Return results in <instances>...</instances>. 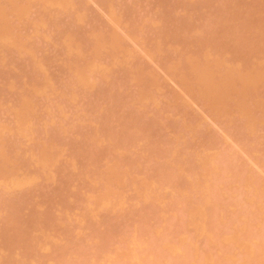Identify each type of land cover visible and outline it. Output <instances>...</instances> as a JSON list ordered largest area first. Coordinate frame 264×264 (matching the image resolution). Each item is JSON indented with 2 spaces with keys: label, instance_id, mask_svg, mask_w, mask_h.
<instances>
[{
  "label": "rangeland",
  "instance_id": "374dc122",
  "mask_svg": "<svg viewBox=\"0 0 264 264\" xmlns=\"http://www.w3.org/2000/svg\"><path fill=\"white\" fill-rule=\"evenodd\" d=\"M7 1H9V0H7ZM7 1H6V3L3 1L4 5L7 4ZM13 1H15L20 7L25 5L24 8H26L28 6L26 4L29 3V1L27 3V2H25V0H17V1L13 0ZM22 1H24V2L22 3ZM38 1H40V3ZM62 1H63V4L66 3V5H63L64 10H62L63 8L61 9V5H62L61 2ZM62 1L61 0L60 1L57 0V2L56 1L54 2V0H53V2L51 0L46 1L45 5L46 6L48 5L47 6L48 9H47L46 6L44 7L41 5V4H44V3H42L43 2L42 0H30V2H32V3H30L31 5L28 7L29 9L26 8L24 10L25 13L27 11H28V13H26L25 15L20 13L22 16L18 14L17 16H19V17L21 16L20 18H18L15 13L13 14V11H11V12L9 11V12L12 13L14 15V17L12 14L8 13V16H9L8 18L10 19L8 21H9L10 26L14 30V31L12 30L14 35L15 34L21 35L22 38L20 40L23 39L24 44H26L27 46L26 45L25 46L20 45L18 42H14V43H16L18 48L20 47L22 49L24 46L22 51L20 50V48L17 49V48H13L10 46L7 47V45L10 42V40L9 41L7 40L8 44L5 45L6 46V47H4L5 50L3 49L0 51V99H1L0 100V144L3 145V148L5 147V149L3 151L9 149V151L7 150L6 152L10 156H13V158L10 157V159H12L11 162L13 164L11 166L12 170L10 172H8L6 175H8V174L10 175V173L13 172V173H11V176H12V174L15 173L14 176H12L11 179L7 182H6V180H4L6 177L4 178V176H3L5 174H0V187L2 186L1 184L5 185V187H3L4 186L3 185L0 188L1 191L5 192L4 193L5 198H4V197H2L3 193L0 191V194L2 195V196L0 195V215L2 216V217L0 216V219H1L0 220V229H1L0 232L3 233V231L5 232L6 230H8V231H6L7 234L10 231L11 234L15 235L17 233V232L15 233V230H16L15 228H17L15 226H17V225H19L21 228L22 227L24 228L27 226L29 227L30 223H31L30 226L31 225L33 226L32 223L37 222L36 225L37 226L39 225V226L37 227L35 225L36 227L35 226L30 227L31 230L28 227L26 228L27 231L29 229L28 232L30 233V235L27 234V236L29 235V237H27L26 233H28V232H26V230H25L24 236L28 240L31 237L32 240H29L30 242L29 241L25 242V244H24V242H22L23 244L19 243L22 246V248L24 247V249H22L21 247H18L20 245L16 243L17 239H15L16 240L15 243L18 245V246H16L17 249L15 248L16 250L14 248L10 247L13 245L10 244V246H8L9 241H7L6 233L5 234L0 233V235L5 239V241H7V245H6V243H2V241L4 239L2 240V237L0 236V238H1L0 239V246L1 245L4 246V248H3V246H1L2 248L0 247V252H2L1 253L2 256L0 255V260H2V261L0 263L1 264L2 263L10 264V262H11L12 264L13 263L14 264H22V263H20V258H22L21 262H23V264L24 263L25 264H35V262H36V264L37 263L38 264H42V263L43 264H55L54 261L57 262L56 264H67V263L68 264H70V263L71 264H73V263L74 264H85V263L86 264H99V263L100 264H115L114 261H117L116 264H118V263L119 264H264V205H263L264 204V103H263L264 102V98H263L264 97V30H263L264 25H262V24H264V0H187V1L186 0H173V1H171V0H163V1H161V0H115V1L114 0H74L73 3H72V0H69L70 2L67 0H66L67 2L65 0H62ZM75 1H77V2H75ZM80 1H82V2H80ZM182 1H184L186 3H184V2L182 3ZM20 3H22V5ZM79 3H81V4H79ZM170 3L175 7L174 8L175 11H173V6ZM193 3H194V5H193ZM200 3H201V5H200ZM233 3H235V4H233ZM8 4H11V3H8ZM12 4H13V2H12ZM162 4H163V6H162ZM166 4L167 5L169 4V6H167ZM76 5L78 6V8H80L79 10H78ZM170 5L172 6V8ZM184 5H186V6L188 5V6L185 7ZM55 6H57V8ZM84 6H86L87 8ZM207 6H208V9H207ZM238 6H240V7L238 8ZM11 7L12 6L9 7V5H8L7 8L9 10H11L10 9ZM51 7H52V10H51ZM68 7L71 8L73 10V12H72V10L67 11ZM165 7H170L171 9L170 8L169 9L171 10L170 12H172V14L169 12V10H167L168 8L165 9ZM184 7L187 8L188 11H190V12L192 11L194 13L188 14L189 12L185 11L187 9H185ZM55 8H56V10H55ZM58 8H60V10ZM180 8H181V10H180ZM12 9H13V7H12ZM46 9H47V11H46ZM29 10H31V11H29ZM24 11H22V12H24ZM57 11H59V12L57 13ZM232 11H233V13H232ZM70 12H72V13L70 14ZM157 12H159L160 14ZM55 13H57V14H55ZM132 13H134V14H132ZM223 13L225 16L223 15ZM238 13H240V14H238ZM244 13H245V15H244ZM258 13H259V15H258ZM86 14L88 15V17L86 16ZM170 14H171V16H170ZM176 14H178V15H176ZM56 15H57V17H56ZM71 15H74V16H71ZM189 15H193V16H191V18L193 20L190 19ZM227 16H228V18H227ZM128 17L130 18V20ZM162 17L163 18L165 17V18L162 19ZM75 18H77V19H75ZM137 18H139V19H137ZM179 18H180V20L182 19L181 21H183V22H181L179 20ZM218 18L220 19L219 21H218ZM223 18H225L226 24H223V22H224ZM126 19H128V20H126ZM160 19H162V20H160ZM163 20L165 22H163ZM185 20L188 21L187 23H189V24H187ZM231 20L233 21L232 24L230 23ZM10 21H11V23H10ZM127 21H128V23H127ZM93 22H94V24H93ZM79 23H81V24H79ZM97 23H99L100 25H98ZM136 23H138V24H136ZM161 23H164V25H161ZM169 23L171 24V26ZM175 23H176V25H175ZM215 23H216V26L214 25ZM219 23H222L221 24L222 27L219 26L220 25ZM38 24H39V26H38ZM208 24L210 26H207ZM211 24H213L212 25L213 28L218 27V29L217 28L213 29ZM229 24H231L230 25L231 27L230 26L229 27L233 33L229 29L227 30L228 33L226 31V27ZM137 25L139 26V28ZM234 25L238 26V28L236 27L237 28L236 31L238 30L237 32L233 31V29L235 28ZM15 26H17V27L15 28ZM95 26H96V28H95ZM145 26H146V28H145ZM165 26H166V29H164ZM159 27H161V28H159ZM171 27H173V28H171ZM189 27H194V28H189ZM205 27H207V28H205ZM117 28H118V30H117ZM161 29H163V30H161ZM258 29H259V31H258ZM260 29H262L261 30V32L263 31L262 33L260 32ZM61 30L64 31L65 34ZM134 30H135V32H134ZM139 30H141V31H139ZM159 30H161V31H159ZM204 30H205V32H203ZM184 31H186V32L184 33ZM220 31H223V35H221L222 33H220ZM241 31H242V33H241ZM97 32L99 34H96ZM113 32L118 34V36H116L117 37L116 40H118L120 38L117 42H116V40L113 41L114 44H113V42L109 41V40H111L110 39L111 37L113 40L115 39L114 35H116V34H114ZM167 32H169V33H167ZM208 32H209L208 39L210 37V33H212L213 36L211 35V38L209 40H207V39L206 40L207 41L213 40L212 41V42H214L213 44H216V45L218 44V45L216 46V49H215V45L213 47H212V45H210V47H212L213 52L211 53L212 50H210V52L208 50L209 58L208 57L207 58L209 60V59H211V57H215L216 53H214V51L215 50L217 51L219 49L221 54H220V57L218 58L220 61L218 60L217 63L218 64L220 63L221 65H219V66H221L222 68H219V66L217 68L216 67L217 65H215V68L213 70V66H211L212 64L210 65V63H211L210 61H209L208 65L204 62L205 59H203L204 61L201 62L202 58L200 56L205 58L206 56H204V55H207V54H205V52H203V54H201V50L198 49L199 45H198L197 41L201 42L199 40V39H201V38H199L200 37L199 34H201L203 36V34L206 35ZM140 33H141V35H140ZM110 34L111 35L113 34L114 38H113V36L110 37ZM224 34L225 35L227 34L228 36L226 35V37H230V40L232 38V41L228 40V38L226 39L227 41L225 39H222L225 36ZM234 34L235 35L237 34V36H235ZM245 34H247V35H245ZM250 34L254 37H252ZM262 34H263V36H262ZM85 35H87V38L85 37ZM156 35H157V37H156ZM183 35H184V37H183ZM233 35L235 36V38ZM255 35H257L256 36L257 40L255 39ZM32 36H34V37H32ZM60 36H62V37H60ZM96 36L99 38H101V36H103L102 39L104 42L101 41L102 39L101 40L97 39ZM141 36H143V38H141ZM195 36L198 38V40L194 39ZM231 36H233V37H231ZM153 37H154V39H156L155 41H154ZM162 37H163V39H161ZM213 37H214V39H213ZM244 37H245V39H244ZM261 37H263V38L260 39ZM15 38H19V37L15 36ZM30 38H32V39H30ZM33 38L35 39V42H34ZM66 38H68V39H66ZM80 38L82 41L83 40L84 41L82 42L80 40ZM104 38H106V39H104ZM205 38H202L201 40H205ZM143 39H144V41H143ZM234 39H237L239 41H235ZM12 40H11V42H13ZM98 40L103 42L104 45H102L103 43L99 42ZM233 40L235 41L234 44H233ZM253 40L255 42H253ZM32 41H33V43H32ZM95 41L101 43V46H98L99 44L95 43L96 45L98 44L97 46L99 47V49L101 48L100 51L99 50L97 51V52H99L97 54H95L96 53L95 49L97 47L95 49H94V47H92V45L94 46ZM105 41H106V43H105ZM108 41L110 42L109 43L110 45L107 43ZM228 41H230L231 43H229ZM248 41H249V43H247ZM72 42H74L73 47H72ZM118 42H121V45H122L121 47H120V45L117 46ZM144 42L146 44H144ZM195 42L197 44H195ZM216 42H218V43H216ZM236 42H237V44H236ZM239 42H243V44L245 43L247 46H244L243 49H241L242 46L240 48H238L239 45H241V44H238ZM4 44H6V42ZM4 44H2V46ZM118 44H120V43H118ZM185 44L187 45L186 47H185ZM209 44H210V42H209ZM224 44H225V46H226L225 48L227 50L223 48ZM250 44H252V45H250ZM256 44H257V46H256ZM16 45H14V47ZM105 45L109 46V47L111 46L112 50H110ZM114 45H115V47H118V49L120 47L119 50L124 49L123 52L121 53V51H119V53H117L118 49L113 47ZM235 45H238V47ZM77 46H79L80 48H78ZM147 46H149V47H147ZM159 46H162V47H159ZM207 46H209V45H207ZM230 46L236 47L237 51H236V48L235 49L233 48V50H232V47H231V49H230ZM156 47H158L160 50L159 49L156 50L155 49ZM11 48H13V49L11 50ZM113 48L117 49V50H115V55H112L113 52H111L114 50ZM250 48H252V49L255 48V49L252 51ZM16 49H17V51H16ZM65 49H66V51H65ZM92 49H93L95 56L92 54ZM153 49H154V51H153ZM169 49L170 50L172 49V50L170 51ZM174 49L176 52L174 51ZM193 49L195 52L193 51ZM207 49H208V47L205 50H207ZM209 49H211V48H209ZM239 49H241L242 51L244 50L243 54H241L242 51ZM24 50H25V53H24ZM109 50H110V52L108 54L107 52ZM166 50L168 51V53ZM219 51H217V54ZM222 51L223 52L225 51V52L222 53ZM1 52L3 53V55ZM26 52H29V53L26 54ZM230 52H232V54ZM233 52L235 55H233ZM249 52H251V53H249ZM253 52H255V54ZM90 53L94 57L90 56ZM126 54H128V55H126ZM212 54L215 56H213ZM222 54H224V55H222ZM189 55L193 56L196 59L197 58L201 59V61L199 63H202V65L206 64L205 66H211L209 68H207V67L204 68V70L209 69L210 71L214 72L215 69L217 68L216 69L217 73L215 71L214 72L215 75H214L209 71V73L213 77L212 76L207 77L206 75L205 76L202 75L204 78L198 79V76L200 75L199 73L203 72L201 68L198 69L201 64L199 65L198 63H196V60H195L196 64H194L193 62H191V64H190L191 60L189 61L187 59V57L189 58ZM239 55H241L243 58L241 56L239 57ZM244 55H245V59H244ZM120 56H122V58H121L122 60L119 59ZM183 56H185V57L187 56V57L184 58ZM79 57H81L80 60H79ZM87 57H89V58H87ZM36 58H38L39 62H36L37 61ZM107 58H109V59H107ZM194 58H192V60ZM250 58H252V59H250ZM33 59H35L36 61L35 60L33 61ZM45 59H47L49 61H47ZM71 59H74V60L76 59V60L71 61ZM88 59H91V60L94 59V60H93V62L90 61L89 62L90 64H89V63H87ZM129 59H130V61H129ZM178 59H179L178 65L182 64L181 61L183 59H185L184 64H186V66L182 64L184 66V70L182 68L183 66H180L182 69L180 70V68H179V71H182V70L185 71L186 70L187 73H184V74H186V75L188 74L186 76V77H188V81L191 80L194 82V84H195V82H198L197 85H195V87H197L196 89H198V88L202 89L201 86L204 85L203 88L205 87L207 90L210 81L214 78L215 79L217 78V80L214 79V81H211V82H214V83H211L212 87H214V85H216V88L219 87V90L222 91L221 90L222 88H220V87H221V85H223V82L226 81L225 77L226 78L229 77L231 73L235 79L238 78V80L242 81V82L239 83L237 79L235 80L236 82L233 79H232L233 81L230 82L231 80L228 78L227 80L229 81V83H228V81L224 82V84H226V85H223V87L226 86L225 88H228L230 86V84L233 83V85H232L233 87L232 86L230 87L232 90L230 88H229V90L223 89V92L228 91L226 94H224V97H222V98H224L223 100L219 99L218 97H216L217 99H215L214 94H211V92H210V95H211L210 98L213 96L212 97L213 99L210 100V98L208 96L209 93L207 95L206 90H200L199 91V89H198V91H199L198 92L196 89H194L195 87L193 86L194 84L192 82H189L190 84H193L192 85L193 87H191L192 89H190L187 86L188 85L187 84L188 81L186 82L187 79L184 77L185 80H182L181 76H183V75L181 74V72L178 71L180 79L182 80V82H181V80L179 79V76H177L175 73V71H177L176 63H178V61H177ZM212 59L214 60V58H212ZM212 59H211V61H212ZM50 60H51V62H50ZM61 60H63L66 64L62 63ZM132 60H133V62H132ZM186 60H188V62ZM216 60H217V58H216ZM240 60H242V61H240ZM4 61H5V63L2 64V62H4ZM45 61H46V63H45ZM81 61H83L82 65H81ZM172 61H177V62L176 63H170ZM33 62H35V63L33 64ZM42 62H43V64H42ZM84 62H85V64L87 63L86 65H88L87 68L85 69L86 71L82 67V66H84ZM47 63H48V65H47ZM134 63H136L137 65ZM214 63L217 64L216 62H214ZM32 64H33V66H32ZM131 64H134V66H132ZM168 64H171V65H168ZM172 64L176 65V67H175V65L173 66L176 69L174 71L169 70L172 67ZM86 65L84 67H86ZM194 65H196V66L198 65V67L194 69V67H196ZM17 66H18V68H17ZM73 66H75L74 67L75 69L70 68ZM80 66L84 70V73L86 72L84 74L82 71V73L84 74L83 76L81 74V71H79L80 70L79 68H81ZM167 66H170V67H167ZM187 66L188 67L190 66V67L187 68ZM192 66H193V68H192ZM205 66H203V67H205ZM44 67H46V71H45ZM112 67H113V69H114V67H117V69H118L117 71H115L116 69L114 70V72L112 73L114 75H111V72L113 71ZM173 67H172V69H174ZM185 67L187 69H185ZM13 68H14V70H13ZM88 69H89L90 73H87ZM125 69L126 70L129 69V70L126 71ZM37 70H38V72H37ZM40 70H42V71H40ZM70 70L73 72L68 73ZM187 70H189V71H187ZM191 70H193L192 71V74L194 73L193 75H191V73H189V72H191ZM194 70H195V72L197 71L196 74H195ZM199 70H201V71L199 72ZM241 70H243V71H241ZM6 71H7V73H6ZM39 71L43 72L44 74L40 73ZM104 71H106V72H104ZM120 71H121V73H120ZM122 71L127 73L126 74L127 76H124L125 74ZM132 71H133V73H132ZM234 71H235V73H234ZM244 71H245V73L247 72V74H246L247 76L244 74V76H246L245 78L242 77L243 74L241 73V72L244 73ZM14 72H15V74H14ZM109 72H110V75L112 76V79L110 78L111 76L107 75V74H109ZM118 72H119V74H118ZM204 72H203V74H204ZM236 72H237V74H236ZM95 73H97L99 75H97ZM197 73L199 75H197ZM222 73H228V75L223 76ZM24 74H25V76H24ZM90 74L92 76L91 80L89 78ZM122 74H124V75H122ZM210 74H208V72H207V75H210ZM238 74H240V76ZM241 74H242V76H241ZM73 75L74 76L76 75V76L72 77ZM129 75H131V76L129 77ZM220 75H222L224 78L222 76L220 77ZM232 75L230 76L231 78H233ZM236 75L239 77H236ZM250 75H251V77H250ZM215 76H217V77H215ZM218 76H219V78H218ZM48 77H50V78H48ZM118 77H119L120 81L118 80ZM122 77L125 79H123ZM189 77H191V78L189 79ZM192 77H195V79L196 78L197 79L194 80V78H192ZM206 77H207V79H206ZM209 77L210 78L212 77V79L209 80L210 79ZM42 78H44V79H42ZM242 78L245 80H243ZM51 79H52V81H51ZM157 79H158L159 83L156 82ZM161 79H162V81H160ZM218 79H220V83L218 82ZM31 80H34V81H31ZM36 80H37L38 85L36 83ZM44 80H46L45 81L46 83H44ZM57 80H59V81H57ZM75 80H78V81H75ZM79 80H80V82H79ZM154 80H156V81H154ZM207 80H209V81L207 82ZM73 81H75V82H73ZM81 81H83V82H81ZM97 81H99V82H97ZM107 81H109V82L113 81V83H115L114 87L111 88L113 86V83L109 84V82H107ZM149 81L150 82L154 81V83L156 82L158 85L155 84L156 85L155 86L154 83L152 82V86H150L151 84L148 83ZM216 81L220 84V86H217ZM245 81H247V82L245 83ZM40 82L42 83V86H40ZM76 82H78L76 84L77 86L75 85ZM86 82L88 83L87 85L84 84ZM104 82H106V84H104ZM132 82H133V84H132ZM234 82H235V85L236 86L239 85L240 88L238 86L236 87L234 85ZM23 83L24 84L26 83V84L24 85ZM55 83H56V85H55ZM70 83H72V84L70 85ZM81 83H82V86H81L82 88L79 86V84H81ZM96 83H99V84L96 85ZM123 83H125V84H123ZM129 83H131V84H129ZM241 83L245 86H243ZM185 84H187V85H185ZM190 84H189V86H190ZM254 84H255V86H254ZM48 85H50V86H48ZM88 85L89 86L91 85L90 88ZM95 85L97 88L95 87ZM110 85H112V86H110ZM116 85H117V87H116ZM121 85H123V88H124L123 91L124 92L122 91ZM210 85H209V88L211 87ZM57 86H59L58 89H57ZM87 86H88V90H87V88H85ZM98 86H99V89H98ZM163 87H165V89ZM110 88L112 91L111 93L116 95L115 99L111 98V97L114 98L113 94H111L109 92V95H108V93H107L108 92L107 90L110 91ZM45 89L49 91V96L47 94L48 91H46ZM92 89H95V90L93 91ZM116 89H118L119 92ZM129 89H131V90H129ZM145 89H147V91H150V92H146L145 94H143ZM150 89H153L154 91L150 90ZM90 90L95 92V94L93 92L91 93ZM99 90L102 91V92L100 91L101 94H99ZM209 90L214 91L215 93L219 92V90L216 91V90H213V88H212V90L211 89H209ZM50 91H52V92H50ZM83 91H84V93H83ZM114 91L118 95L115 94ZM156 91L158 94H156ZM230 91L232 92V94H229V93H231ZM103 92L106 93V95H108V96L103 94ZM120 92H122V93L120 94ZM193 92H195L197 95L194 94ZM214 92H212V93H214ZM33 93H35V94H33ZM124 93H127V94H124ZM141 93L143 94V96L145 95V98H143ZM149 93H150V97H149ZM204 93H206L205 95H207V96L203 95ZM21 95H23V96H21ZM92 95L94 97H91ZM111 95H113V96H111ZM124 95H127V96H124ZM158 95H160V96H158ZM96 96L98 98H96ZM122 96H124V97H122ZM221 96H223V94H221ZM221 96H219V97H221ZM100 97L101 98L103 97V99H100ZM117 97H119V98H117ZM207 97L209 100L207 99ZM28 98H29V100H28L29 103H27L28 107H26V108H28L29 111L24 106V109H26V111H27L25 113L26 114L28 113V115H27L28 118L24 115L23 116L25 117V119H27V121L29 120V122H26L24 117H22L25 120V122H24L25 125H23V123L21 122L22 118H21V114H20L22 112H20V110H22L23 105L25 104V102H27L25 100H27ZM66 98H68V99H66ZM77 98H78V100L79 99L80 100L78 101ZM97 99H99L100 103H97L98 102ZM124 99L126 100V102ZM218 99H219V101H221V103L218 102ZM58 100H59V102H58ZM106 100H108L107 102L112 101L113 105H111L112 102H111V104L106 103ZM213 100L215 101V103H211ZM80 101H82V102H80ZM222 101H223V103H222ZM65 102H67L68 104ZM89 102H90V104H88ZM261 103H262V105H260ZM11 104L13 107L16 106V108L18 110L16 108H13L11 106ZM106 104H107L108 108L103 109V107H106L105 106ZM114 104H116V107H113ZM126 104H128L129 106ZM214 104L215 105L221 104V106L215 107ZM239 104L241 106H242V104H244V105H243V107H240ZM56 105H57V107H56ZM108 105L109 106L111 105V106L109 107ZM167 105H168V107H167ZM87 106H89V107H87ZM122 106H124V108H126L127 110L122 109L123 108ZM127 106L129 108H127ZM170 106L173 110L170 108ZM244 106H246L247 109ZM67 108H69V109H67ZM80 108H81V111H80ZM97 108H98V110H97ZM111 108H114V109L116 108V109L114 110ZM243 108H245V110H243ZM77 109H78V111H77ZM15 110L18 111L19 114ZM36 110H37V112H36ZM58 110H60V111H58ZM74 110H76V111H74ZM103 110H104L105 114H104ZM109 110L112 112H110ZM121 110L123 113L121 112ZM246 110L247 111L249 110L248 112L250 113V115H249V113L244 112ZM24 111L25 110H23V112ZM163 111H165V112L163 113ZM173 111H174V113H173ZM240 111H241V113H240ZM31 112H32V114H30ZM38 112L39 113L41 112V113L39 114ZM98 112H100V113H98ZM243 112H244V114L242 115ZM79 113H80V115H79ZM106 113H110V114H106ZM132 113L134 116L132 115ZM129 114H131L133 119L131 118V116ZM172 114H173V116H172ZM189 114H191V116ZM109 115H110V117H109ZM18 116H20V117H18ZM62 116H63V118H62ZM83 117H85V118H83ZM127 117L129 119H131V121L128 120ZM134 117H136V118H134ZM137 117H139V118H137ZM247 117H249V118H247ZM31 118H32L33 122H31V120H30ZM188 118H190L191 120ZM58 119H59V121H58ZM106 119H108V120H106ZM153 119H156V120L154 121ZM179 119H180V121H179ZM186 119H188V120L186 121ZM17 120L20 121V125H19V122ZM98 120H100V121H98ZM105 120L106 121L111 120L110 121L111 124L109 122H107V124L108 123L110 124V128H109V126L107 127ZM115 120H116V122H115ZM125 120L130 121V123L128 122L129 125L125 124L127 122ZM162 120H163V122H162ZM177 120H178V123L175 122ZM38 121L40 123H38ZM94 121L95 122L98 121V122L95 123ZM101 121H103L105 123V125H106L105 129H104L105 125H102L103 122H101ZM184 121H186V122H184ZM42 122H44V123H42ZM156 122H159V124L158 123L156 124ZM21 123L24 127L26 126L24 131H26V133H27V131H29L28 133L31 135H28V133H27V135H28L27 136V135H25V133L23 131H22V133L20 132V129H21L20 127L22 126ZM78 123H79V126H78ZM176 123H177V125H176ZM32 124H33V126H32ZM27 125H30V126H27ZM66 125H68V126H66ZM111 125H114V126H111ZM131 125H133V126H131ZM149 125L153 129H151L150 127L147 128V126H149ZM35 126L38 128H34ZM74 126L75 127L77 126V128H75ZM123 126L125 128L124 133H123L124 135H125V133H127L128 135H129V133H132L130 136H128L130 138H128V137L126 138V136L122 135L123 131H121V130L124 129ZM126 126H127V128L128 127L130 128V126H131L130 130L128 129V131H127ZM28 128H30V129H28ZM60 128L62 131L60 130ZM78 128H79V130H78ZM87 128H88V131H87ZM108 128H109V130H108ZM112 128L113 129L117 128V129L112 130ZM137 128H139V130ZM144 128L146 131H144ZM47 129H48V131H47ZM75 129L79 132H77ZM147 129H149V130H147ZM175 129H176V131H175ZM191 130H192V133H191ZM55 131H57V132H55ZM112 131L115 133L116 132L119 133V136H117L118 134H116V137H115V134L114 135L112 134L114 136V139H112L113 142L111 141V138H109V137H113L112 135L109 134L110 132L113 133ZM148 131H151L152 135H150L151 134L150 132H149L150 134L146 133ZM177 131H178V133H177ZM4 132H5V134H4ZM134 132H137V133H134ZM11 133H14V134H11ZM66 133H67V135H66ZM71 133H73V134H71ZM79 133L81 135H79ZM82 133L84 135H86L88 138L85 136V138H87V139L84 138V140H83L84 135ZM98 133L101 135H99ZM104 134H106V136ZM32 136H34L33 139H32ZM120 136L123 139V143H122V140L120 139L121 138ZM29 137L32 139V141L34 140V142L32 143L33 145L30 143L32 141L30 139L29 140L27 139ZM39 137L40 138L42 137V138L40 139ZM79 137L81 140H77V138H79ZM105 137H106V139L108 138V141H110V142H107L108 144H106V142H105L106 140H104ZM118 137H119V139H118ZM208 138H210V139H208ZM63 139L66 142L63 141ZM163 139H166V140H163ZM37 140H38V142L36 143ZM76 140H77V142H76ZM56 141H57V143H56ZM73 141H74V143H73ZM78 141H82V142H78ZM84 141H85V143H84ZM130 141H132V142H130ZM10 142L12 144H10ZM18 142H19V147L22 146V148H20L21 150L17 149V148H19L17 146ZM59 142H60V144L58 145ZM120 142H121V144H120ZM27 143H29V145H32L31 150H30V147L27 145ZM35 143L38 145L37 147L35 146ZM44 143H46V145ZM65 143H67V145ZM76 143H77V145H75ZM100 143L103 144L102 149L99 148ZM7 144H8V146H7ZM40 144H41V146H40ZM52 144L54 146H52ZM85 144H86V146H84ZM113 144H114V146H113ZM124 144H126L125 147L123 146ZM93 145H95V146H93ZM27 146L29 149L26 148ZM44 146H46V149L49 148L53 153L50 155L49 152L47 151V153L50 156L48 157V154H47L46 159L42 158L43 150H41V151H40V149L38 150V147H40L42 149V147H44ZM71 146L74 148L76 146L77 148L74 149ZM119 147H120V149H119ZM122 147H124V148H122ZM10 148L13 150H11ZM35 148H37V149H35ZM52 148L55 150H53ZM81 148H83L84 150ZM94 148H95L96 152L93 151ZM129 148L131 150H129ZM15 149H17V150H15ZM46 149L44 148V150H46ZM150 149H151V151H150ZM32 150H35V151H33V153H32ZM37 150L39 151V153H37ZM65 150H67V151H65ZM80 150H81V152H80ZM89 150H91V151H89ZM51 151H50V153H51ZM75 151H78V152H75ZM12 152H14V153H12ZM56 152L58 154H56ZM79 152H80V154L83 152V154H81V155L77 154ZM87 152L89 153V155ZM90 152H91V154H90ZM93 152H94V155H93ZM102 152H103V154H102ZM104 152L106 155H104ZM129 152L132 155H130ZM135 152H136V154H135ZM20 153H22V154H20ZM28 153H30V154L28 155ZM35 153H36V155H35ZM37 154H38V156H37ZM39 154H41L40 155L41 157L39 156ZM86 154L88 155V158H86V156H87ZM96 154H99V155H96ZM76 155L77 156L79 155L78 156L79 158H76L77 157ZM90 155H91V157L93 156L92 157L93 160L90 157ZM101 155L103 157H101ZM17 156H19L20 158ZM136 156H138V158ZM14 157H16V158H14ZM35 157H36V159H35ZM48 158H50V160L47 161ZM74 158H76L77 161L79 160V162H77L75 164ZM89 158H91L92 161ZM101 158L103 159V161ZM129 158L132 159L133 162L136 164H134L132 161H131L132 163H130ZM15 159H17V160H15ZM25 159L28 161H26ZM29 159H31V161ZM62 159L64 160V162ZM88 159H89V161H88ZM151 159H152V161H151ZM24 160L26 163L24 162ZM115 160L116 161H123L124 163L126 162L125 160H127V163H125V164L120 162L124 165V166L122 165L123 167L122 166H121V168L118 167L119 172L120 171H121V173L123 172L124 175L121 173H117V171H115V170H117L116 166H118L117 162H114L115 165L112 164L113 161H115ZM1 161H2V159H1ZM80 161H81V163H80ZM97 161H99V162L102 161V163H100L101 165L99 164V162L97 163ZM104 161H105V164H104ZM30 162H32V164ZM59 162H61V163L59 164ZM93 162H95V165L97 163L96 167H95V165H92V164H94ZM33 163H34V166H38V168H40V169L38 170L37 167H36L37 169L32 168ZM54 164L56 167L58 165H60L59 168L57 167V171L55 170L56 167L54 166ZM80 164H81V166H80ZM27 165H29V168L27 167ZM107 165H110V167ZM128 165H130L131 168ZM14 166H16V167H14ZM77 166L79 167L78 168L79 172H77V170H78ZM102 166H104V167H102ZM134 166H136L137 169ZM91 167H92V169H91ZM97 167H99V168L97 169ZM112 167H115L116 169H114ZM21 168H24L23 173H22ZM53 168H55L54 169L55 172H58L61 170L63 171V172H59L58 175H61L63 173L60 177L57 176L58 180H59V184L56 183V182H58L57 179H54L56 177L57 173L54 174L53 170H51ZM68 168H70V169H68ZM95 168H96V170H95ZM110 168H112L115 172L114 171L111 172L112 170H110ZM33 169H34V172H32ZM45 169H47V170H45ZM105 169H106V171H105ZM83 170H84V172H83ZM90 170H91V172H90ZM122 170H124V171H122ZM95 171H97V172L95 173ZM102 171L106 172L107 174L105 173V176H104ZM125 171H127V173ZM74 172H75V174L78 175V176H75V178L77 179L76 181L73 180L74 179V174H73ZM141 172H143V173H141ZM41 173L43 174V177L45 179H43V177H42V179H40L41 178L40 175H42ZM65 173H66L67 177L65 176ZM84 173H85V175H84ZM115 173L118 174L119 177L123 176L122 178L120 177V179H122V181H120V179L117 178L118 175H116ZM137 173H139V174H137ZM88 174H90V175H88ZM109 174L114 176V178H110V180H109ZM125 174H127V176ZM107 175H108L107 179L110 182L113 183L115 181L114 183H116V184L118 183V184L116 185L113 183V186H112V184L109 183V181H108L107 182L108 185H107V183H105ZM49 176H51V178ZM102 176L105 177V180L101 179ZM1 177H3L4 179L2 180ZM14 177L16 179H14ZM127 177H128V179H127ZM129 177H130V179H129ZM97 178H99V180H97ZM42 180H44V181H42ZM50 180H51V183H50ZM71 180H72L73 184L75 183L74 185H71V183H70ZM138 180H139V183H138ZM143 180H144V182H143ZM3 181H5V183ZM36 181H37V184H36ZM40 181H42V182H40ZM97 181H98V184H97ZM125 181L127 182V185H126ZM8 182L11 185V187L9 184H7ZM164 182L167 184H165ZM39 183H42V184L45 183V185H42V184L39 185ZM130 183H132V184H130ZM31 184H33V185H31ZM57 184H58V186H57ZM68 184H70V186H68ZM85 184H87L88 186ZM30 185L32 186V188ZM81 185L84 188L83 187L80 188ZM125 185H126V187H125ZM29 186H30V188H29ZM94 186H96V187H94ZM140 186H141V188H140ZM56 187H60V188H58L60 191L56 190ZM85 187H87L88 189ZM142 187H144V189ZM13 188H16L17 190L13 189ZM34 188H36V190H33ZM67 188H71V189H67ZM76 188L82 192H80V191L78 192V190ZM93 188H94V190H93ZM102 188L105 191H103ZM172 188H174V189H172ZM28 189H30V190L32 189L34 192L31 190V192H32L31 193ZM11 190H15L14 191L15 195H13L14 193H12ZM26 190H27V193L29 192L28 194L25 193ZM69 190L73 191V192L71 191L72 194H70L71 192L69 193ZM74 190H77V191L75 192ZM192 190H193V193H192ZM9 191H11V193H9ZM83 191H85V192H83ZM107 191H110V193L112 192L111 198H110L109 192H107ZM118 191H120L121 194ZM36 192H37V195L40 197L35 195ZM46 192H48L52 195H50ZM56 192L60 193V195L59 196L56 195ZM66 192H67V194H66ZM105 192H106V194H105ZM131 192H133V193H131ZM8 193L11 194L12 196L9 195ZM38 193H40L41 195H39ZM62 193H65V195L63 194L64 196H62L61 195ZM73 193L76 194V198L74 197L75 195ZM81 193H82V195H81ZM127 193L129 194V196ZM174 193H177L176 194L177 196ZM155 194H156V196H155ZM43 195L45 198L41 197ZM67 195H69V196H67ZM72 195H74V196L72 197ZM125 195H127V196H125ZM135 195L137 198L134 199ZM150 195L153 196L154 199H152V197ZM32 196H34V197H32ZM53 196L55 198H52ZM65 196L68 198H64ZM81 196H82V198H81ZM114 196H116V198ZM131 196H133V198H131ZM84 197H85V199H84ZM193 197H194V199H193ZM23 198H25V199L28 198V202H27V200L25 201V199H23ZM34 198H38V199H34ZM48 198H50V199H48ZM74 198L76 199V201ZM124 198L126 199L127 202L124 201L125 200ZM190 198H191V200H190ZM3 199H5L4 203H6V204L3 203V205H2L1 202H3ZM13 199H14V203H12ZM41 199L43 201H41ZM44 199H46V200H44ZM91 199H93V200H91ZM111 199H112V201H111ZM172 199L174 200L175 204H174ZM8 200H11L10 201L11 203ZM29 200H32V201H29ZM47 200H50L49 201L50 203H48ZM63 200H65V202ZM67 200H69V201H67ZM70 200H72V202ZM90 200L93 202L91 203ZM61 201H63V202H61ZM148 201H150L149 205L151 207L148 205V203H147ZM36 202H37V204H36ZM66 202H69V204L70 203H72V204L67 205L68 203L66 204ZM75 202L76 203L78 202V204L74 205ZM169 202H170V205H169ZM19 203L20 204L22 203L21 204L22 206ZM57 203H59V205ZM128 203H130V204L128 205ZM13 204L16 206V208H13V207H15ZM132 204L134 206H132ZM165 204H167L166 207H165ZM17 205H18V208H17ZM45 205H47V206H45ZM66 205H67L68 209L66 208ZM71 205H73L72 206L73 208H71ZM7 206L9 207V209L12 206L13 207L11 208V210H9ZM27 206H29V208ZM43 206L47 207L46 210H45V208L43 209ZM56 206H58L59 208H57ZM135 206H136V208H134ZM184 206H185V209H184ZM22 207H23V210H22ZM30 207H32V208H30ZM35 207H36V210H35ZM69 207L75 211H69V210H71ZM76 207H78V208H76ZM148 207H150V208H148ZM167 207H168V210H167ZM169 207H170V209H169ZM206 207H208V209ZM38 208H39V212L37 210ZM64 208H65V210H64L65 214H63ZM103 208L106 210H104ZM131 208H132V210H131ZM144 208H146V209H144ZM182 208L184 209V211ZM7 209L11 213L13 212V214H10ZM13 209H16L15 211H17V209H18L19 211H17V213L20 211L21 212L24 211V212L23 213L20 212L21 214L19 213L20 215L18 216V214L16 215V213ZM50 209H51V211H50ZM58 209H60L62 211H59ZM117 209H119V210H117ZM123 209L126 213L123 211ZM153 209H155V211H153ZM186 209H187V211H186ZM5 210H6V212H5ZM27 210H29V212ZM31 210L34 211V213H36V214H34ZM41 210H43V211L40 214ZM109 210L112 213V217H110L111 215L108 216L109 214L108 215L106 214L107 211L109 212ZM145 210H150L148 212L146 211L147 215L145 213ZM1 211H3V212L1 213ZM47 211H49V212H47ZM86 211H88V212H86ZM102 211H105L106 216L103 215L104 212H102ZM131 211L133 214H131ZM25 212H26V215H25ZM43 212H45V213H43ZM79 212H80L81 216H82V214L85 215L87 213V215L84 216V218H86V219L81 217L78 214ZM83 212H86V213H83ZM101 212H102L103 216L100 215ZM121 212H122V214H121ZM123 212L126 215L123 214ZM155 212H158V213H155ZM186 212L187 213L189 212V213L187 214ZM194 212H196V213H194ZM5 213H7L8 217H10L9 219H8V217L6 218L7 222L9 221L8 222L9 224H5V222H6V220H5L6 214ZM38 213L40 215H42L41 218L39 217V221L42 220V221H40L41 223L38 222V219H37V221H33L34 218H38V217H36ZM69 213H71V215ZM74 213H76L77 215ZM114 213H117L118 216L113 217V216H115ZM48 214H50L51 216H49ZM58 214H60L62 217ZM89 214H91V215H89ZM22 215L24 218L22 217ZM28 215H29V217H28ZM12 216H14V217H12ZM31 216L32 217L35 216V217L32 219ZM70 216H72V217H70ZM87 216H88V218H87ZM129 216H131V217H129ZM42 217H43V219H42ZM58 217H61L62 220H59ZM94 217H96V218H94ZM104 217L106 219L107 218H110V219L109 220L103 219ZM121 217H122V220H121ZM140 217H141V219H140ZM154 217L157 219L155 220ZM11 218H12V220H11ZM14 218L17 219V221ZM124 218H125V220H124ZM88 219H90V220H88ZM94 219L95 220L97 219L96 224H95ZM98 219L104 220V221L102 220L100 222V223H102V225L100 224V226H98L99 225L98 222L100 221V220L98 221ZM130 219L132 220L131 221L132 223L130 222ZM21 220H22V222H20ZM47 220L50 222H48ZM72 220L75 222H73ZM111 220H112V223H111ZM120 220L123 224L120 222ZM136 220H138V222ZM141 220H142V222H141ZM2 221H3V224H1ZM25 221H27V223H25ZM84 221H85V226L81 228V225H83ZM90 221H91V223H90ZM117 221H118V224H117ZM123 221L125 222V224ZM17 222H19V223H17ZM154 222H156V223H154ZM46 223L47 224L49 223V225H47ZM72 223H74V224H72ZM88 223L91 226L94 224V227L92 226L93 228H89L91 226ZM108 223H110V225ZM145 223H146V225H145ZM10 224H11V226H10ZM60 224H61V227H63V228H64L63 225L66 224V226H65L66 228H64V230H62L63 228L60 227ZM128 224H129V226H128ZM152 224H154V225H152ZM43 225L46 226L45 227L46 229L45 228L43 229V227H44ZM55 225L60 227V228L58 227V231L54 230V228L57 229V227H54ZM149 225H151L150 228H149ZM4 226L11 227V229H13V231L9 230L8 227H5V229L6 228L7 229L4 230L3 229ZM78 226H80V227H78ZM96 226H98V227H96ZM104 226H106L105 227L106 230L105 229L102 230V228ZM12 227H15V228H12ZM48 227H49V229L47 230ZM123 227H124V229H123ZM136 227H137V229H136ZM118 228L120 230H118ZM151 228H152V230H151ZM42 229L46 232H44ZM89 229H90V231H89ZM100 229L102 231H104V233ZM107 229H108V231H107ZM109 229H112V230H109ZM127 229H129V230L127 231ZM138 229H140V230H138ZM39 230H40V232H39ZM92 230H95L96 232H94V233H96L98 235L101 232V234L98 237H99V239H100V237L101 238L103 237V239H101L102 243H101V240L100 241L97 240V235L92 233L93 232ZM49 231H50V234H49ZM87 231L89 233L88 236L87 235L84 236L83 232L87 234ZM117 231H118V234L121 231L119 235L117 234ZM106 232H108L110 234V236L112 235V237L109 238L110 236H108V233H106ZM113 232H114L115 236L118 235L117 236L118 238L113 235ZM105 233H106V235H105ZM146 233L148 235H146ZM47 234L49 235V238H48ZM80 234H81V236L79 237L80 238L79 239L77 237ZM35 235H37L36 237H38V239L34 238ZM67 236H68V238H67ZM105 236H106V238H105ZM156 236H158V237L156 238ZM40 237H41V239L39 240ZM63 237L67 238L66 240H68V241L67 242L64 241L65 239ZM87 238L88 239L90 238V239L88 240ZM107 238H108V241L105 240ZM110 239H112V240L110 241ZM155 239H157V240H155ZM35 240L37 243L34 242ZM96 240H97V243L93 244L94 242H96ZM103 240H105V241H103ZM56 242H57V244H56ZM63 242L64 243L66 242L67 244L68 243L69 244L68 245L66 244V245H64L66 247H63V244H62ZM90 242L91 243L93 242V243L91 244ZM98 242H100L101 244ZM105 242H106V244H105ZM113 242H114V247H112ZM118 242H120V243H118ZM15 243H12V244H14L13 247H15V245H16ZM59 243L61 245H59ZM153 243H154V245H153ZM102 244H104V245H102ZM29 245H33V247L32 246L30 247ZM7 246L10 248H7ZM101 246H102V248H101ZM103 246L106 247L107 250ZM6 248H7V250L9 249L8 252L10 251V254L12 253L13 255H10L9 253H5V252H7ZM18 248H20V250ZM29 248H30V250H27ZM62 248H63V250H62ZM94 248H96L95 251H94ZM109 248H112V249L109 250ZM25 249L27 251H29L28 252L29 254L26 253L27 251ZM34 249H35V251H34ZM54 249H55V252H54ZM72 249H74V250H72ZM104 249L106 251H104ZM22 250H23V252H25V257H26L25 260L23 257L24 253L22 252ZM122 250H123V252H122ZM65 251L67 254H65ZM70 251H72V252H70ZM47 252H49V253H47ZM51 252H52V254L54 252L55 256L51 255ZM93 252L96 254V256ZM105 252H106V254H105ZM110 252H112V253H110ZM161 252H162V255H161ZM20 253L21 254L23 253L22 256H20ZM30 254H31V256H30ZM63 254H65V255H63ZM75 254H77V255H75ZM78 254H79V256H78ZM37 255H39V256H37ZM3 256L5 257V259H2V258H4ZM13 256H15V258H17V259H18V257H20L18 259L19 262L16 261V259L13 258ZM29 256H30V258H29ZM58 256H61V257H58ZM119 256H121V258ZM126 256H127V258H126ZM32 257H34L35 260H38V262L33 260L34 258H32ZM56 257L58 260L56 259ZM10 258L11 259L13 258V260H11ZM95 258H97V260L98 259L99 260L97 261V260H95ZM103 258H104V260H102ZM29 259H30V261H29ZM59 259L61 261L63 260L64 262L59 261ZM105 259H107V260L105 261ZM121 259H122V261H121ZM6 260H8V261L10 260V261L6 262ZM42 260L43 261L47 260V262H43ZM68 261H70V262H68ZM76 261H78L79 263Z\"/></svg>",
  "mask_w": 264,
  "mask_h": 264
},
{
  "label": "bare ground",
  "instance_id": "6f19581e",
  "mask_svg": "<svg viewBox=\"0 0 264 264\" xmlns=\"http://www.w3.org/2000/svg\"><path fill=\"white\" fill-rule=\"evenodd\" d=\"M3 1L6 3L7 0H6V1H5V0H0V45H1V46H0V51L3 50V49L5 50L4 47H6L5 45L8 44V43H7V40H8V41L10 40L9 44L7 45V47L10 46V47H13V48H17V49H19L20 47L18 48V46H17L16 43H14V42H18L20 45H24V46H25L26 44H24L23 39L20 40V39L22 38L21 35H19V34H18V35H17V34L14 35V33H13L14 30L12 29V27L10 26L9 21H8V20H10V19L8 18V17H9V16H8V13H10L11 11H13V14L15 13L16 16H17L18 14L21 15L20 13H22L23 15H25L26 13H28V11H27V10L29 9L28 7L31 5L30 3H32V2H30V0H25V2H27V3H28V1H29V3L26 4V5H28V6L26 7V8H28V9L26 10L27 12L25 13V11H24V10L26 9V8H24V6H25L24 4H25V3L23 4L24 6L20 7L15 1H13V0H12V1L9 0V1H7V4H6L7 6H6V5H4V2H3ZM16 1H17V0H16ZM42 1H43L42 3H44V4H41V5L45 7V6H46V5H45V2L48 1V0H46V1H45V0H42ZM51 1L53 2V0H51ZM55 1L57 2V0H54V2H55ZM58 1H60V0H58ZM61 1H62V0H61ZM65 1H66V0H65ZM67 1H69V0H67ZM67 1H66V2H67ZM73 1H74V0H72V3H73ZM114 1H115V0H114ZM114 1H113V2H114ZM161 1H163V0H161ZM171 1H173V0H171ZM186 1H187V0H186ZM12 2H13V4H12ZM23 2H24V1H22V3H23ZM34 2H35V1H34ZM38 2L40 3V1H38ZM69 2H70V1H69ZM69 2H68V3H69ZM75 2H77V1H75ZM75 2H74V3H75ZM80 2H82V1H80ZM102 2H103V1H102ZM164 2H165V1H164ZM183 2H184V1H182V3H183ZM198 2H199V1H198ZM8 3H11V4H8ZM22 3H20V4L22 5ZM61 3H62V5H61V9L63 8L62 10H64V6H63V5H66V3L64 2L65 4H63V1H62ZM100 3H101V2H100ZM184 3H186V2H184ZM194 3H195V2H194ZM194 3H193V5H194ZM202 3H203V2H202ZM219 3H220V2H219ZM243 3H244V2H243ZM79 4H81V3H79ZM84 4H85V3H84ZM163 4H164V3H163ZM163 4H162V6H163ZM170 4H171V3H170ZM175 4H176V3H175ZM189 4H190V3H189ZM203 4H204V3H203ZM233 4H235V3H233ZM233 4H232V5H233ZM8 5H9V7L12 6L13 9H12V7H11V8H10L11 10H9V9L7 8ZM38 5H39V4H38ZM166 5H167V4H166ZM166 5H165V6H166ZM171 5H172V4H171ZM171 5H170V6H171ZM191 5H192V4H191ZM196 5H197V4H196ZM200 5H201V3H200ZM225 5H226V4H225ZM47 6H48V5H47ZM47 6H46V8L48 9ZM76 6H77V5H76ZM115 6H116V5H115ZM167 6H169V4H168ZM172 6H173V5H172ZM172 6H171V8H172ZM184 6L187 7L188 5H187V6L184 5ZM55 7L57 8V6H55ZM69 7H70V6H69ZM69 7H68L67 11H68V10H72V9L69 8ZM79 7H80V6H79ZM84 7H86V6H84ZM185 7H184V8H185ZM230 7H231V6H230ZM230 7H229V8H230ZM239 7H240V6H238V8H239ZM246 7H247V6H246ZM33 8H34V7H33ZM53 8H54V7H53ZM56 8H55V10H56ZM66 8H67V7H66ZM73 8H74V7H73ZM75 8H76V7H75ZM77 8H78V6H77ZM86 8H87V7H86ZM117 8H118V7H117ZM167 8H168V9H167ZM169 8H170V7H165V9L169 10V12H170V11H171V10H170L171 8H170V9H169ZM174 8H175V7L173 6V11H175ZM198 8H199V7H198ZM218 8H219V7H218ZM231 8H232V7H231ZM34 9H35V8H34ZM47 9H46V11H47ZM58 9L60 10V8H58ZM58 9H57V10H58ZM79 9H80V8H78V10H79ZM178 9H179V8H178ZM185 9H187V8H185ZM185 9H184V10H185ZM189 9H190V8H189ZM207 9H208V6H207ZM227 9H228V8H227ZM240 9H241V8H240ZM262 9H263V8H262ZM49 10H50V9H49ZM51 10H52V7H51ZM53 10H54V9H53ZM74 10H75V9H74ZM85 10H86V9H85ZM120 10H121V9H120ZM159 10H160V9H159ZM180 10H181V8H180ZM9 11H10V12H9ZM22 11H24V12H22ZM29 11H31V10H29ZM43 11H44V10H43ZM87 11H88V10H87ZM89 11H90V10H89ZM133 11H134V10H133ZM133 11H132V12H133ZM165 11H166V10H165ZM185 11H188V9L185 10ZM202 11H203V10H202ZM238 11H239V10H238ZM54 12H55V11H54ZM58 12H59V11H57V13H58ZM61 12H62V11H61ZM72 12H73V10H72ZM72 12H70V14H71ZM188 12H189L188 14H190V13H194V12H192V11H191V12L188 11ZM196 12H197V11H196ZM218 12H219V11H218ZM47 13H48V12H47ZM57 13H55V14H57ZM157 13H159V12H157ZM170 13L172 14V12H170ZM232 13H233V11H232ZM10 14H12V13H10ZM13 14H12V15H13ZM29 14H30V13H29ZM63 14H64V13H63ZM87 14H88V13H87ZM87 14H86V16L88 17ZM116 14H117V13H116ZM132 14H134V13H132ZM159 14H160V13H159ZM166 14H167V13H166ZM171 14H170V16H171ZM184 14H185V13H184ZM188 14H187V15H188ZM238 14H240V13H238ZM238 14H237V15H238ZM241 14H242V13H241ZM260 14H261V13H260ZM12 15H11V16H12ZM27 15H28V14H27ZM59 15H60V14H59ZM90 15H91V14H90ZM161 15H162V14H161ZM176 15H178V14H176ZM220 15H221V14H220ZM223 15H224V13H223ZM233 15H234V14H233ZM244 15H245V13H244ZM255 15H256V14H255ZM258 15H259V13H258ZM6 16H7V17H6ZM21 16H22V15H21ZM21 16H20V17H21ZM68 16H69V15H68ZM71 16H74V15H71ZM114 16H115V15H114ZM133 16H134V15H133ZM164 16H165V15H164ZM168 16H169V15H168ZM173 16H174V15H173ZM189 16H190V19L193 20V19L191 18V16H193V15H189ZM189 16H188V17H189ZM224 16H225V15H224ZM228 16H229V15H228ZM228 16H227V18H228ZM13 17H14V15H13ZM17 17L20 18L19 16H17ZM28 17H29V16H28ZM56 17H57V15H56ZM77 17H78V16H77ZM123 17H124V16H123ZM18 18H17V19H18ZM29 18H30V17H29ZM72 18H73V17H72ZM90 18H91V17H90ZM128 18H129V17H128ZM160 18H161V17H160ZM164 18H165V17H164ZM164 18L162 17V19H164ZM181 18H182V17H181ZM17 19H16V20H17ZM22 19H23V18H22ZM75 19H77V18H75ZM123 19H124V18H123ZM137 19H139V18H137ZM158 19H159V18H158ZM162 19H160V20H162ZM170 19H171V18H170ZM186 19H187V18H186ZM202 19H203V18H202ZM223 19H224L223 24H226L225 18H223ZM12 20H13V19H12ZM12 20H11V21H12ZM55 20H56V19H55ZM60 20H61V19H60ZM70 20H71V19H70ZM84 20H85V19H84ZM88 20H89V19H88ZM91 20H92V19H91ZM126 20H128V19H126ZM129 20H130V18H129ZM131 20H132V19H131ZM179 20H180V18H179ZM181 20H182V19H181ZM181 20H180V21H181ZM183 20H184V19H183ZM219 20H220V19L218 18V21H219ZM11 21H10V23H11ZM25 21H26V20H25ZM36 21H37V20H36ZM121 21H122V20H121ZM123 21H124V20H123ZM138 21H139V20H138ZM173 21H174V20H173ZM185 21H186V20H185ZM216 21H217V20H216ZM19 22H20V21H19ZM23 22H24V21H23ZM163 22H165V21L163 20ZM169 22H170V21H169ZM181 22H183V21H181ZM187 22H188V21H186V23H187ZM220 22H221V21H220ZM228 22H229V21H228ZM12 23H13V22H12ZM24 23H25V22H24ZM56 23H57V22H56ZM59 23H60V22H59ZM73 23H74V22H73ZM102 23H103V22H102ZM125 23H126V22H125ZM127 23H128V21H127ZM184 23H185V22H184ZM184 23H183V24H184ZM217 23H218V22H217ZM230 23L232 24L233 21L231 20ZM13 24H14V23H13ZM79 24H81V23H79ZM93 24H94V22H93ZM93 24H92V25H93ZM97 24L100 25L99 23H97ZM136 24H138V23H136ZM145 24H146V23H145ZM145 24H144V25H145ZM165 24H166V23H165ZM169 24H170V23H169ZM187 24H189V23H187ZM209 24H210V23H209ZM209 24H208L207 26H210ZM219 24H220V25H219ZM219 24H218V25L222 27V25H221L222 23H219ZM231 24H229V25L226 27V31H227L228 29L231 31V29H230V27H231L230 25H231ZM63 25H64V24H63ZM68 25H69V24H68ZM83 25H84V24H83ZM129 25H130V24H129ZM159 25H160V24H159ZM161 25H164V23H161ZM175 25H176V23H175ZM191 25H192V24H191ZM212 25H213V24H211V26H212ZM214 25L216 26V23H215ZM260 25H261V24H260ZM262 25H264V24H262ZM38 26H39V24H38ZM137 26H138V25H137ZM170 26H171V24H170ZM180 26H181V25H180ZM215 26H214V27H215ZM229 26H230V27H229ZM16 27H17V26H15V28H16ZM63 27H64V26H63ZM126 27H127V26H126ZM129 27H130V26H129ZM234 27H235V28L233 29V31L237 32L238 30L236 31V29L238 28V26H235V25H234ZM236 27H237V28H236ZM258 27H259V26H258ZM34 28H35V27H34ZM34 28H33V29H34ZM68 28H69V27H68ZM86 28H87V27H86ZM95 28H96V26H95ZM98 28H99V27H98ZM130 28H131V27H130ZM138 28H139V26H138ZM138 28H137V29H138ZM145 28H146V26H145ZM159 28H161V27H159ZM167 28H168V27H167ZM171 28H173V27H171ZM189 28H194V27H189ZM205 28H207V27H205ZM209 28H210V27H209ZM212 28H213V26H212ZM216 28L218 29V27H215V28H213V29H216ZM259 28H260V27H259ZM44 29H45V28H44ZM65 29H66V28H65ZM65 29H64V30H65ZM88 29H89V28H88ZM137 29H136V30H137ZM157 29H158V28H157ZM164 29H166V26H165ZM195 29H196V28H195ZM222 29H223V28H222ZM12 30H13V31H12ZM16 30H17V29H16ZM86 30H87V29H86ZM98 30H99V29H98ZM117 30H118V28H117ZM145 30H146V29H145ZM161 30H163V29H161ZM161 30H159V31H161ZM201 30H202V29H201ZM211 30H212V29H211ZM261 30H262V29H260V32H261ZM263 30H264V28H263ZM58 31H59V30H58ZM61 31H62V30H61ZM78 31H79V30H78ZM78 31H77V32H78ZM127 31H128V30H127ZM131 31H132V30H131ZM139 31H141V30H139ZM164 31H165V30H164ZM209 31H210V30H209ZM258 31H259V29H258ZM62 32L65 34L64 31H62ZM79 32H80V31H79ZM110 32H111V31H110ZM134 32H135V30H134ZM165 32H166V31H165ZM176 32H177V31H176ZM185 32H186V31H184V33H185ZM201 32H202V31H201ZM203 32H205V30H204ZM211 32H212V31H211ZM217 32H218V31H217ZM231 32H232V31H231ZM235 32H234V33H235ZM262 32H263V31H262ZM262 32H261V33H262ZM15 33H16V32H15ZM41 33H42V32H41ZM84 33H85V32H84ZM113 33H114V32H113ZM136 33H137V32H136ZM143 33H144V32H143ZM148 33H149V32H148ZM167 33H169V32H167ZM167 33H166V34H167ZM220 33H222L221 35H223V31H220ZM220 33H219V34H220ZM224 33H225V32H224ZM227 33H228V31H227ZM232 33H233V32H232ZM238 33H239V32H238ZM241 33H242V31H241ZM261 33H260V34H261ZM96 34H99V33L97 32ZM114 34H116V33H114ZM131 34H132V33H131ZM160 34H161V33H160ZM208 34H209V32H208L206 35L203 34V36L205 35L204 37H203L201 34H199V35H200L199 38H201V39H202V38H205V37H206V38H205V40H201V39H199L201 42H198V41H197V43H198V45H199V46H198V49L201 50V54H203V52H205V54H207V55H204V56H206V57L204 58V57L200 56V57L202 58V61H201V59H198V58H197V59H198V60H197V59L194 58L193 56H190V55H189V58L187 57L188 55L186 56L187 59H188L189 61L191 60V61H190V64H191V62H193L194 64H196V63H198L199 65L201 64L200 67H199L198 69L201 68L203 72L206 70V71H205L206 73L204 72V74H203V72H201V73H199V74H200L201 76H202V75H204V76L206 75L207 77H208V76H212V75L209 73V71H210L209 69H208V70H207V69L204 70V68H206V67L209 68V67L213 66V70H214L215 65H217V66H216L217 68H218L219 65H221L220 63H219V64L217 63L218 60H219L218 58L220 57V54H221V52L219 51L218 48H217V49H218L217 51H219L220 53L218 52V54H217V51L215 50L216 52L214 51V53H216V56L213 55V54H214V53H213L212 55L215 56V57H211V59L214 58V60H213V59H212V61H211V59L208 60V58H209L208 54H209L210 50H212V47H213L214 45H215V49H216V46L218 45V44H217V45H216V44H213V43H214V42H212L213 40H211V41H207V40H209V39L211 38L212 33H210V37H209V39H208ZM229 34H230V33H229ZM62 35H63V34H62ZM133 35H134V34H133ZM140 35H141V33H140ZM157 35H158V34H157ZM157 35H156V37H157ZM161 35H162V34H161ZM180 35H181V34H180ZM184 35H185V34H184ZM184 35H183V37H184ZM199 35H198V36H199ZM224 35H225V34H224ZM226 35H227V34H226ZM226 35L224 36L225 38L223 37L222 39H225V40H226V39L228 38V40H230V37H226ZM234 35H235V34H234ZM234 35H233V36H234ZM241 35H242V34H241ZM245 35H247V34H245ZM250 35H251V34H250ZM15 36H17V37H19V38H15ZM20 36H21V37H20ZM30 36H31V35H30ZM30 36H29V37H30ZM67 36H68V35H67ZM111 36H113V34H112V35L110 34V37H111ZM114 36H115V39L113 40L112 37H111V38H110L111 40H109L110 42L115 41V40L117 39L116 36H118V34H116V35H114ZM114 36H113V38H114ZM159 36H160V35H159ZM170 36H171V35H170ZM177 36H178V35H177ZM212 36H213V35H212ZM227 36H228V35H227ZM233 36H231V37H233ZM235 36H237V34H236ZM235 36H234V38H235ZM251 36H252V35H251ZM256 36H257V35H255V39H256ZM262 36H263V34H262ZM32 37H34V36H32ZM60 37H62V36H60ZM85 37L87 38V35H85ZM88 37H89V36H88ZM96 37H97V36H96ZM168 37H169V36H168ZM178 37H179V36H178ZM180 37H181V36H180ZM195 37H196V36H195ZM195 37H194V39H195V40H198V38H197V37L195 38ZM214 37H215V36H214ZM214 37H213V39H214ZM217 37H218V36H217ZM240 37H241V36H240ZM246 37H247V36H246ZM252 37H254V36H252ZM13 38H14V39H13ZM23 38H24V37H23ZM26 38H27V37H26ZM26 38H25V39H26ZM92 38H93V37H92ZM102 38H103V36H101V38L97 37V39H100V40H101ZM141 38H143V36H141ZM262 38H263V37H261L260 39H262ZM12 39H13V40H12ZM17 39H18V40H17ZM27 39H28V38H27ZM30 39H32V38H30ZM33 39H34V38H33ZM61 39H62V38H61ZM66 39H68V38H66ZM71 39H72V38H71ZM89 39H90V38H89ZM104 39H106V38H104ZM108 39H109V38H108ZM119 39H120V38H119ZM119 39H118V40H119ZM153 39H154V37H153ZM161 39H163V37H162ZM191 39H192V38H191ZM206 39H207V40H206ZM240 39H241V38H240ZM244 39H245V37H244ZM249 39H250V38H249ZM255 39H254V40H255ZM11 40H12L13 42H11ZM28 40H29V39H28ZM75 40H76V39H75ZM80 40H81V38H80ZM93 40H94V39H93ZM100 40H98V41H99V42L103 41V39H102L101 41H100ZM118 40H116V42H117ZM155 40H156V39H154V41H155ZM167 40H168V39H167ZM174 40H175V39H174ZM182 40H183V39H182ZM182 40H181V41H182ZM218 40H219V39H218ZM234 40H235V41H239V40H237V39H234ZM234 40H233V44H234V42H235ZM251 40H252V39H251ZM251 40H250V41H251ZM254 40H253V42H255ZM256 40H257V39H256ZM258 40H259V39H258ZM19 41H20V42H19ZM30 41H31V40H30ZM81 41H82V40H81ZM81 41H80V42H81ZM83 41H84V40H83ZM83 41H82V42H83ZM90 41H91V40H90ZM106 41H107V40H106ZM106 41H105V43H106ZM109 41L107 42L108 44L110 43ZM121 41H122V40H121ZM124 41H125V40H124ZM143 41H144V39H143ZM193 41H194V40H193ZM226 41H227V40H226ZM230 41H232V38H231ZM230 41H228V42L231 43ZM240 41H241V40H240ZM246 41H247V40H246ZM246 41H245V42H246ZM5 42H6V44H4ZM21 42H22V43H21ZM34 42H35V39H34ZM99 42H96V41H95V42H94V46L92 45V47H94V49H95L96 47L98 48V49L96 48L97 50L95 49V51H96L95 54L99 53V52H97V51H98V50L100 51L101 48L99 49L98 46H101V43H103L104 41L101 42V43H99ZM116 42H115V43H116ZM122 42H123V41H122ZM138 42H139V41H138ZM209 42H210V44H209ZM223 42H224V41H223ZM10 43H11V44H10ZM18 43H17V44H18ZM29 43H30V42H29ZM32 43H33V41H32ZM73 43H74V42H72V47H73V45H74ZM92 43H93V42H92ZM95 43H98L99 45L97 44V45H98V46H97ZM118 43H120V44H118ZM118 43H117V46L120 45V47H121V46H122V45H121V42H118ZM180 43H181V42H180ZM197 43L195 42V44H197ZM203 43H204V44H203ZM206 43H207V44H206ZM211 43H212V44H211ZM216 43H218V42H216ZM247 43H249V41H248ZM258 43H259V42H258ZM2 44H4V45L2 46ZM19 44H18V45H19ZM111 44H112V43H111ZM113 44H114V42H113ZM144 44H146V43L144 42ZM148 44H149V43H148ZM182 44H183V43H182ZM182 44H181V45H182ZM195 44H194V45H195ZM201 44H202V45H201ZM205 44H206V45H205ZM233 44H232V45H233ZM236 44H237V42H236ZM238 44H241V45H239V47H238V45H235V46H237L238 48H240V47L242 46L241 49H243L244 46H247L245 43L243 44V42H239ZM242 44H243V45H242ZM253 44H254V43H253ZM259 44H260V43H259ZM12 45H13V46H12ZM14 45H16V46L14 47ZM63 45H64V44H63ZM102 45H104V43H103ZM109 45H110V44H109ZM176 45H177V44H176ZM179 45H180V44H179ZM207 45H209V46H207ZM210 45H212V47H210ZM220 45H221V44H220ZM250 45H252V44H250ZM24 46H23V48H24ZM26 46H27V45H26ZM65 46H66V45H65ZM69 46H70V45H69ZM82 46H83V45H82ZM105 46H106V45H105ZM156 46H157V45H156ZM186 46H187V45L185 44V47H186ZM203 46H204V47H203ZM206 46L208 47L207 50H205V49L207 48ZM223 46H224L223 48L226 49V48H225V47H226L225 44H224ZM256 46H257V44H256ZM21 47H22V46H21ZM77 47L80 48L79 46H77ZM84 47H85V46H84ZM106 47H108L110 50H112V47H111V46H110V47H109V46H106ZM113 47H115V45H114ZM120 47H119V49H120ZM147 47H149V46H147ZM154 47H155V46H154ZM159 47H162V46H159ZM199 47H200V48H199ZM201 47H202V48H201ZM231 47H232V46H230V49H231ZM248 47H249V46H248ZM250 47H251V46H250ZM252 47H253V46H252ZM13 48H11V50H12ZM23 48H22V49H23ZM64 48H65V47H64ZM86 48H87V47H86ZM102 48H103V47H102ZM115 48L118 49V47H115ZM115 48H113L114 50L111 51V52L114 53V54L112 53V55H115V50H117V49H115ZM196 48H197V47H196ZM209 48H211V49H209ZM219 48H220V47H219ZM227 48H228V47H227ZM233 48L235 49L236 47H232V50H233ZM17 49H16V51H17ZM22 49L20 48L21 51H22ZM76 49H77V48H76ZM81 49H82V48H81ZM84 49H85V48H84ZM119 49L117 50V53H119V51H121V53H122L123 50H124V49H121V50H119ZM155 49L158 50L159 48L156 47ZM181 49H182V48H181ZM202 49H203V50H202ZM213 49H214V48H213ZM241 49H239V50H241ZM250 49L253 51L255 48H253V49L250 48ZM37 50H38V49H37ZM72 50H73V49H72ZM77 50H78V49H77ZM79 50H80V49H79ZM110 50L107 52L108 54H109ZM125 50H126V49H125ZM151 50H152V49H151ZM156 50H155V51H156ZM159 50H160V49H159ZM167 50H168V49H167ZM167 50H166V51H167ZM169 50H170V49H169ZM171 50H172V49H171ZM171 50H170V51H171ZM183 50H184V49H183ZM185 50H186V49H185ZM190 50H191V49H190ZM204 50H205V51H204ZM208 50H209V52H208ZM226 50H227V49H226ZM226 50H225V51H226ZM39 51H40V50H39ZM65 51H66V49H65ZM106 51H107V50H106ZM153 51H154V49H153ZM163 51H164V50H163ZM174 51H175V49H174ZM187 51H188V50H187ZM193 51H194V49H193ZM197 51H198V50H197ZM225 51H224V52H225ZM236 51H237V48H236ZM241 51H242V50H241ZM243 51H244V50H243ZM243 51L241 52V54H243ZM4 52H5V51H4ZM49 52H50V51H49ZM74 52H75V51H74ZM74 52H73V53H74ZM82 52H83V51H82ZM88 52H89V51H88ZM151 52H152V51H151ZM164 52H165V51H164ZM175 52H176V51H175ZM184 52H185V51H184ZM194 52H195V51H194ZM207 52H208V53H207ZM212 52H213V50L211 51V53H212ZM224 52L222 51V53H224ZM228 52H229V51H228ZM234 52H235V51H234ZM234 52H233V55H235ZM246 52H247V51H246ZM257 52H258V51H257ZM1 53H2V52H1ZM17 53H18V52H17ZM24 53H25V50H24ZM27 53H29V52H26V54H27ZM40 53H41V52H40ZM42 53H43V52H42ZM69 53H70V52H69ZM84 53H85V52H84ZM154 53H155V52H154ZM157 53H158V52H157ZM167 53H168V51H167ZM167 53H166V54H167ZM170 53H171V52H170ZM178 53H179V52H178ZM180 53H181V52H180ZM185 53H186V52H185ZM196 53H197V52H196ZM230 53L232 54V52H230ZM236 53H237V52H236ZM247 53H248V52H247ZM249 53H251V52H249ZM253 53L255 54V52H253ZM12 54H13V53H12ZM21 54H22V53H21ZM62 54H63V53H62ZM92 54L95 56V54H94V52H93V49H92ZM92 54L90 53V56L94 57ZM175 54H176V53H175ZM245 54H246V53H245ZM2 55H3V53H2ZM9 55H10V54H9ZM31 55H32V54H31ZM34 55H35V54H34ZM69 55H70V54H69ZM83 55H84V54H83ZM126 55H128V54H126ZM172 55H173V54H172ZM172 55H171V56H172ZM182 55H183V54H182ZM222 55H224V54H222ZM237 55H238V54H237ZM249 55H250V54H249ZM256 55H257V54H256ZM256 55H255V56H256ZM259 55H260V54H259ZM20 56H21V55H20ZM28 56H29V55H28ZM35 56H36V55H35ZM46 56H47V55H46ZM64 56H65V55H64ZM85 56H86V55H85ZM109 56H110V55H109ZM109 56H108V57H109ZM122 56H123V55H122ZM122 56H120L119 59H121ZM217 56H218V57H217ZM240 56H241V55H239V57H240ZM36 57H37V56H36ZM38 57H39V56H38ZM59 57H60V56H59ZM132 57H133V56H132ZM183 57L186 58L185 56H183ZM207 57H208V58H207ZM236 57H237V56H236ZM241 57H242V56H241ZM247 57H248V56H247ZM251 57H252V56H251ZM30 58H31V57H30ZM30 58H29V59H30ZM75 58H76V57H75ZM80 58H81V57H79V60H80ZM87 58H89V57H87ZM96 58H97V57H96ZM101 58H102V57H101ZM172 58H173V57H172ZM174 58H175V57H174ZM192 58H194V59L192 60ZM216 58H217V60H216ZM227 58H228V57H227ZM230 58H231V57H230ZM233 58H234V57H233ZM242 58H243V57H242ZM61 59H62V58H61ZM65 59H66V58H65ZM82 59H83V58H82ZM107 59H109V58H107ZM116 59H117V58H116ZM165 59H166V58H165ZM180 59H181V58H180ZM203 59H205V61H204ZM206 59H207L208 61H207ZM244 59H245V55H244ZM244 59H243V60H244ZM250 59H252V58H250ZM2 60H3V59H2ZM2 60H1V61H2ZM6 60H7V59H6ZM34 60H35V59H33V61H34ZM36 60H37V61H36ZM36 60H35L36 62H39V61H38V58H36ZM45 60H47V59H45ZM73 60H74V59H71V61H73ZM75 60H76V59H75ZM75 60H74V61H75ZM93 60H94V59H93ZM93 60L88 59V62H87V63H89L90 61L93 62ZM95 60H96V59H95ZM110 60H111V59H110ZM121 60H122V59H121ZM184 60H185V59H183V60L181 61V63H182L183 65L186 66V64H184V63H185ZM188 60H186V61L188 62ZM195 60H196V63H195ZM47 61H49V60H47ZM61 61H62V63H65L63 60H61ZM68 61H69V60H68ZM83 61H84V60H83ZM83 61H81V65L83 64V63H82ZM129 61H130V59H129ZM167 61H168V60H167ZM177 61H178V63H176ZM177 61H172V62H170V63H176V65H177V71H175L176 75L179 76L178 73L181 72V74L183 75V76H181V77H182L181 79H182V80H185V78H186V79H187L186 82H187V81H188V77H186V76H187L188 74H187V75L184 74V73H187L186 70L183 71V70H184V66H183L182 64L178 65V64H179V59H178ZM200 61H201V62L204 61L207 65L209 64V61H210V62H211L210 65H211V64H212V65H211V66H205L206 64L204 63L205 65H202V63H199ZM219 61H220V60H219ZM236 61H237V60H236ZM240 61H242V60H240ZM245 61H246V60H245ZM30 62H31V61H30ZM43 62H44V61H43ZM43 62H42V64H43ZM50 62H51V60H50ZM96 62H97V61H96ZM109 62H110V61H109ZM115 62H116V61H115ZM132 62H133V60H132ZM134 62H135V61H134ZM136 62H137V61H136ZM161 62H162V61H161ZM187 62H186V63H187ZM214 62H216L217 64H215ZM229 62H230V61H229ZM234 62H235V61H234ZM3 63H5V61L2 62V64H3ZM34 63H35V62H33V64H34ZM45 63H46V61H45ZM60 63H61V62H60ZM62 63H61V64H62ZM87 63H86V64H87ZM165 63H166V62H165ZM193 63H192V64H193ZM222 63H223V62H222ZM33 64H32V66H33ZM65 64H66V63H65ZM76 64H77V63H76ZM86 64H85V62H84V66H85ZM89 64H90V63H89ZM134 64H136V63H134ZM134 64H131V65L134 66ZM143 64H144V63H143ZM187 64H188V63H187ZM213 64H214V65H213ZM8 65H9V64H8ZM38 65H39V64H38ZM47 65H48V63H47ZM47 65H46V66H47ZM136 65H137V64H136ZM136 65H135V66H136ZM168 65H171V64H168ZM174 65H175V64H174ZM174 65L172 64V67H173ZM176 65H175V67H176ZM244 65H245V64H244ZM2 66H3V65H2ZM2 66H1V67H2ZM20 66H21V65H20ZM76 66H77V65H76ZM84 66H82V67H83V69L85 70V69L87 68L88 65H86V67H84ZM132 66H131V67H132ZM180 66H183V67H182V68H183L182 71H179V68H180V70L182 69ZM194 66H196V65H194ZM203 66H205V67H203ZM3 67H4V66H3ZM22 67H23V66H22ZM74 67H75V66L70 67V68L75 69ZM80 67H81V66H80ZM82 67L79 68L80 70H79V69H78V70L81 71V74H82V76H83L86 72L84 73V70L82 69ZM119 67H120V66H119ZM167 67H170V66H167ZM172 67H171L170 69H169V68H168V69L171 70V71L176 70L175 67H173L174 69H172ZM189 67H190V66H189ZM189 67L187 66V68H189ZM197 67H198V65H197L196 67H194V69L197 68ZM202 67H203V68H202ZM232 67H233V66H232ZM17 68H18V66H17ZM17 68H16V69H17ZM44 68H45V71H46V67H44ZM77 68H78V67H77ZM123 68H124V67H123ZM165 68H166V67H165ZM187 68L185 67V69H187ZM192 68H193V66H192ZM217 68H216V69H217ZM219 68H222V67L219 66ZM227 68H228V67H227ZM35 69H36V68H35ZM115 69H116V70H115ZM132 69H133V68H132ZM198 69H197V70H198ZM210 69H211V68H210ZM216 69H215V71H216ZM223 69H224V68H223ZM230 69H231V68H230ZM233 69H234V68H233ZM7 70H8V69H7ZM13 70H14V68H13ZM47 70H48V69H47ZM112 70H113V71L111 72V75H114V74H112V73L114 72V70L117 71L118 69H117V67H114V69H113V67H112ZM119 70H120V69H119ZM123 70H124V69H123ZM125 70H126V69H125ZM128 70H129V69H128ZM128 70H126V71H128ZM189 70H190V69H189ZM189 70H187V71H189ZM235 70H236V69H235ZM25 71H26V70H25ZM40 71H42V70H40ZM40 71H39V72H40ZM76 71H77V70H76ZM82 71H83L84 74L82 73ZM85 71H86V70H85ZM94 71H95V70H94ZM109 71H110V70H109ZM130 71H131V70H130ZM178 71H179V72H178ZM192 71H193V70H191V72H189V73H191V75L194 74V73L192 74ZM200 71H201V70H199V72H200ZM215 71H214V72H215ZM223 71H224V70H223ZM227 71H228V70H227ZM232 71H233V70H232ZM236 71H237V70H236ZM241 71H243V70H241ZM12 72H13V71H12ZM21 72H22V71H21ZM37 72H38V70H37ZM70 72H73V71L70 70L68 73H70ZM97 72H98V71H97ZM104 72H106V71H104ZM122 72H124V71H122ZM169 72H170V71H169ZM182 72H183V73H182ZM194 72H195V70H194ZM196 72H197V71H196ZM196 72H195V74H196ZM207 72H208V74H210V75H207ZM210 72H211L212 74H214L213 71H210ZM229 72H230V71H229ZM238 72H239V71H238ZM6 73H7V71H6ZM10 73H11V72H10ZM22 73H23V72H22ZM40 73H43V72H40ZM78 73H79V72H78ZM87 73H90V72H89V69H88V72H87ZM92 73H93V72H92ZM98 73H99V72H98ZM107 73H108V72H107ZM116 73H117V72H116ZM120 73H121V71H120ZM132 73H133V71H132ZM170 73H171V72H170ZM216 73H217V71H216ZM234 73H235V71H234ZM239 73H240V72H239ZM241 73L243 74V76H242V74H241L242 77L245 78V77L247 76V75H246L247 72L245 73V71H244V73H243V72H241ZM14 74H15V72H14ZM20 74H21V73H20ZM43 74H44V73H43ZM43 74H42V75H43ZM81 74H80V75H81ZM95 74H97V73H95ZM100 74H101V73H100ZM118 74H119V72H118ZM124 74H125V75H124ZM124 74H122V75L127 76V75H126L127 73L124 72ZM181 74H180V75H181ZM199 74L197 73V75H199ZM236 74H237V72H236ZM244 74H245L246 76H244ZM22 75H23V74H22ZM29 75H30V74H29ZM38 75H39V74H38ZM38 75H37V76H38ZM42 75H41V76H42ZM76 75H77V74H76ZM76 75H75V76H76ZM97 75H99V74H97ZM107 75L111 76V75H110V72H109V74H107ZM200 75H199V76H200ZM214 75H215V74H214ZM222 75H223V76H226V75H228V73H222ZM222 75H220V77H221ZM231 75H232V73L230 74V76H231ZM238 75L240 76V74H238ZM24 76H25V74H24ZM27 76H28V75H27ZM75 76L73 75L72 77H75ZM124 76H123V77H124ZM130 76H131V75H129V77H130ZM194 76H195V75H194ZM199 76H198V79H199V78H200V79L204 78L203 76H202V77H201V76L199 77ZM223 76H222V77H223ZM230 76L227 77V78L225 77V80H226V81H224V82H227V81H228V80H227L228 78L231 80L230 82H232L233 80L235 81L236 79L238 80V78L235 79L233 75H232L233 78H231ZM239 76L236 75V77H239ZM33 77H34V76H33ZM33 77H32V78H33ZM60 77H61V76H60ZM91 77H92V76H91V74H90V76H89L90 80H91ZM114 77H115V76H114ZM120 77H121V76H120ZM123 77H122V78H123ZM129 77H128V78H129ZM184 77H185V78H184ZM196 77H197V76H196ZM207 77H206V79H207ZM212 77H213V76H212ZM212 77H211V78L209 77L210 79H209V78H208V79L211 80ZM215 77H217V76H215ZM250 77H251V75H250ZM34 78H35V77H34ZM48 78H50V77H48ZM48 78H47V79H48ZM86 78H87V77H86ZM98 78H99V77H98ZM110 78L112 79V76H111ZM122 78H121V79H122ZM190 78H191V77H189V79H190ZM192 78H194V80L197 79V78L195 79V77H192ZM218 78H219V76H218ZM223 78H224V77H223ZM223 78H222V79H223ZM240 78H241V77H240ZM253 78H254V77H253ZM9 79H10V78H9ZM38 79H39V78H38ZM38 79H37V80H38ZM40 79H41V78H40ZM42 79H44V78H42ZM59 79H60V78H59ZM70 79H71V78H70ZM73 79H74V78H73ZM75 79H76V78H75ZM123 79H125V78H123ZM126 79H127V78H126ZM159 79H160V78H159ZM179 79H180V76H179ZM181 79H180V80H181ZM206 79H205V80H206ZM214 79H215V78H214ZM214 79H212L211 81H214ZM232 79H233V80H232ZM242 79H243V78H242ZM254 79H255V78H254ZM37 80H36V83H37ZM83 80H84V79H83ZM108 80H109V79H108ZM118 80H119V77H118ZM129 80H130V79H129ZM182 80H181V82H182ZM209 80H207V82H208ZM215 80H217V78H216ZM223 80H224V79H223ZM243 80H245V79H243ZM22 81H23V80H22ZM31 81H34V80H31ZM31 81H30V82H31ZM45 81H46V80H44V83H46ZM51 81H52V79H51ZM57 81H59V80H57ZM65 81H66V80H65ZM75 81H78V80H75ZM75 81H73V82H75ZM100 81H101V80H100ZM104 81H105V80H104ZM109 81H110V80H109ZM109 81H107V82H109ZM119 81H120V80H119ZM124 81H125V80H124ZM154 81H156V80H154ZM154 81H152V82L154 83ZM160 81H162V79H161ZM169 81H170V80H169ZM176 81H177V80H176ZM199 81H200V80H199ZM211 81H210L209 85H210L211 83H214V82H211ZM15 82H16V81H15ZM63 82H64V81H63ZM79 82H80V80H79ZM81 82H83V81H81ZM97 82H99V81H97ZM115 82H116V81H115ZM117 82H118V81H117ZM128 82H129V81H128ZM152 82H150V81L148 82V83L151 84L150 86H152ZM156 82L159 83V82H158V79H157ZM156 82L154 83V85H155V84L158 85ZM183 82H184V81H183ZM189 82H192L193 84H194V82L191 81V80H189L188 83H187L188 85L185 84V85H187L190 89H192L191 87H193V86L195 87V85H197V83H198V82H195V84L193 85V84H190ZM200 82H201V81H200ZM205 82H206V81H205ZM216 82H217V81H216ZM218 82L220 83V79H218ZM218 82H217V86H220V84H219ZM224 82H223V85H226V84H224ZM235 82H236V81H235ZM235 82H234V85H235ZM238 82L240 83V82H242V81H239V80H238ZM246 82H247V81H245V83H246ZM53 83H54V82H53ZM77 83H78V82H76L75 85H76ZM111 83H113V81H112V82H109V84H111ZM184 83H185V82H184ZM228 83H229V81H228ZM23 84H24V83H23ZM25 84H26V83H25ZM25 84H24V85H25ZM28 84H29V83H28ZM30 84H31V83H30ZM34 84H35V83H34ZM58 84H59V83H58ZM63 84H64V83H63ZM65 84H66V83H65ZM71 84H72V83H70V85H71ZM84 84L87 85L88 83L86 82V83H84ZM98 84H99V83H96V85H98ZM104 84H106V82H104ZM114 84H115V83H113V86L110 85V86H112L111 88L114 87ZM123 84H125V83H123ZM129 84H131V83H129ZM132 84H133V82H132ZM189 84H190V86H189ZM207 84H208V83H207ZM207 84H206V85H207ZM236 84H237V83H236ZM241 84H242V83H241ZM14 85H15V84H14ZM19 85H20V84H19ZM37 85H38V83H37ZM55 85H56V83H55ZM96 85H95V87H96ZM156 85H155V86H156ZM159 85H160V84H159ZM164 85H165V84H164ZM170 85H171V84H170ZM183 85H184V84H183ZM192 85H193V86H192ZM200 85H201V84H200ZM209 85H208L207 90H206L205 87L203 88L204 85L201 86L202 89H199V88H198V89H199V91H200V90H206L207 95H208V93H209V95H208L209 98H210V96H211V95H210V92H211V94H214V98H215V99H217L216 97H218L219 99H222V100H223L224 98H222V97H224V94H226V93L228 92V91H227V92L224 91V92H225V93H224V92H223V89H228V90H229V88L233 85V83L230 84V86L228 85V86H229L228 88H225L226 86L223 87V85H221L220 88H222V89H221L222 91L219 90V87L216 88V85H214V84H213L214 87H212V84H211L210 86L213 88V90H216V91L219 90V92H217V93H215L214 91H210L209 89L212 90V88H211V87L209 88ZM242 85H243V84H242ZM29 86H30V85H29ZM40 86H42V83H41V82H40ZM48 86H50V85H48ZM76 86H77V85H76ZM79 86L81 87V86H82V83L79 84ZM88 86H89V85H88ZM88 86L85 87V88H87V90H88ZM90 86H91V85H90ZM90 86H89V88H90ZM93 86H94V85H93ZM99 86H100V85H99ZM99 86H98V89H99ZM106 86H107V85H106ZM118 86H119V85H118ZM127 86H128V85H127ZM129 86H130V85H129ZM131 86H132V85H131ZM165 86H166V85H165ZM235 86H236V85H235ZM237 86L239 87V85H237ZM237 86H236V87H237ZM243 86H245V85H243ZM254 86H255V84H254ZM12 87H13V86H12ZM58 87H59V86H57V89H58ZM67 87H68V86H67ZM116 87H117V85H116ZM119 87H120V86H119ZM160 87H161V86H160ZM185 87H186V86H185ZM199 87H200V86H199ZM232 87H233V86H232ZM241 87H242V86H241ZM23 88H24V87H23ZM55 88H56V87H55ZM60 88H61V87H60ZM63 88H64V87H63ZM71 88H72V87H71ZM73 88H74V87H73ZM81 88H82V87H81ZM96 88H97V87H96ZM104 88H105V87H104ZM106 88H107V87H106ZM111 88H110V91L107 90V91H108V92H107L108 95H109V92H110V93L112 92V91H111ZM121 88H122V91H123V89H124V88H123V85H121ZM131 88H132V87H131ZM163 88L165 89V87H163ZM196 88H197V87H195L194 89H196ZM239 88H240V87H239ZM250 88H251V87H250ZM250 88H249V89H250ZM16 89H17V88H16ZM18 89H19V88H18ZM108 89H109V88H108ZM114 89H115V88H114ZM164 89H163V90H164ZM194 89H193V90H194ZM198 89H196V90L198 91ZM230 89H231V88H230ZM234 89H235V88H234ZM242 89H243V88H242ZM30 90H31V89H30ZM45 90H46V89H45ZM49 90H50V89H49ZM60 90H61V89H60ZM75 90H76V89H75ZM83 90H84V89H83ZM92 90L94 91L95 89H92ZM92 90H90L91 93L93 92ZM116 90L118 91V89H116ZM116 90H115V91H116ZM129 90H131V89H129ZM150 90H153V89H150ZM163 90H162V91H163ZM188 90H189V89H188ZM208 90H209V91H208ZM231 90H232V89H231ZM236 90H237V89H236ZM239 90H240V89H239ZM12 91H13V90H12ZM12 91H11V92H12ZM22 91H23V90H22ZM46 91H48V90H46ZM46 91H45V92H46ZM52 91H53V90H52ZM52 91H50V92H52ZM80 91H81V90H80ZM96 91H97V90H96ZM100 91H101V90H99V94H101V92H102V91H101V92H100ZM104 91H105V90H104ZM115 91H114V93H115ZM153 91H154V90H153ZM194 91H195V90H194ZM199 91H198V92H199ZM14 92H15V91H14ZM24 92H25V91H24ZM24 92H23V93H24ZM28 92H29V91H28ZM75 92H76V91H75ZM77 92H78V91H77ZM118 92H119V91H118ZM123 92H124V91H123ZM136 92H137V91H136ZM142 92H143V91H142ZM146 92H150V91H147V89H145L144 92H143V94H145ZM151 92H152V91H151ZM204 92H205V91H204ZM212 92H214V93H212ZM220 92H221V93H220ZM230 92H231V91H230ZM239 92H240V91H239ZM242 92H243V91H242ZM19 93H20V92H19ZM35 93H36V92H35ZM35 93H33V94H35ZM53 93H54V92H53ZM79 93H80V92H79ZM83 93H84V91H83ZM93 93L95 94V92H93ZM121 93H122V92H120V94H121ZM191 93H192V92H191ZM193 93L196 94L195 92H193ZM202 93H203V92H202ZM5 94H6V93H5ZM15 94H16V93H15ZM47 94H48V96H49V91L47 92ZM58 94H59V93H58ZM63 94H64V93H63ZM67 94H68V93H67ZM99 94H98V95H99ZM103 94L106 95V93H104V92H103ZM111 94H113V93H111ZM115 94H117V93H115ZM120 94H119V95H120ZM124 94H127V93H124ZM141 94H142V93H141ZM143 94H142V96H143ZM147 94H148V93H147ZM147 94H146V95H147ZM156 94H158L157 91H156ZM169 94H170V93H169ZM199 94H200V93H199ZM205 94H206V93H204L203 95H205ZM215 94H216L217 96H216ZM221 94H223V96H221ZM229 94H232V92L229 93ZM78 95H79V94H78ZM108 95H106V96H108ZM113 95H114V94H113ZM113 95H111V96H113ZM117 95H118V94H117ZM136 95H137V94H136ZM160 95H161V94H160ZM160 95H158V96H160ZM196 95H197V94H196ZM207 95H205V96H207ZM21 96H23V95H21ZM40 96H41V95H40ZM43 96H44V95H43ZM55 96H56V95H55ZM58 96H59V95H58ZM68 96H69V95H68ZM70 96H71V95H70ZM89 96H90V95H89ZM115 96H116V95H114V98H113V97H111V98H112V99H115ZM124 96H127V95H124ZM124 96H122V97H124ZM156 96H157V95H156ZM201 96H202V95H201ZM219 96H221V97H219ZM262 96H263V95H262ZM3 97H4V96H3ZM44 97H45V96H44ZM80 97H81V96H80ZM80 97H79V98H80ZM83 97H84V96H83ZM83 97H82V98H83ZM91 97H94V96L92 95ZM109 97H110V96H109ZM149 97H150V93H149ZM179 97H180V96H179ZM203 97H204V96H203ZM212 97H213V96H212ZM212 97L210 98V100L213 99ZM226 97H227V96H226ZM45 98H46V97H45ZM55 98H56V97H55ZM57 98H58V97H57ZM74 98H75V97H74ZM82 98H81V99H82ZM96 98H98V97L96 96ZM107 98H108V97H107ZM117 98H119V97H117ZM126 98H127V97H126ZM143 98H145V95L143 96ZM263 98H264V97H263ZM8 99H9V98H8ZM20 99H21V98H20ZM66 99H68V98H66ZM94 99H95V98H94ZM100 99H103V97H102V98L100 97ZM104 99H105V98H104ZM108 99H109V98H108ZM207 99H208V97H207ZM215 99H214V100H215ZM219 99H218V102L221 103V101H219ZM238 99H239V98H238ZM0 100H1V99H0ZM28 100H29V98H28L27 100H25V101H27V102H25V104L23 105L22 110H20V112H22V113H20V114H21V118L24 117V116L27 117V115H28V113H27V114L25 113V112H27L26 109H28V108H26V107H28V104H27V103H29ZM37 100H38V99H37ZM45 100H46V99H45ZM53 100H54V99H53ZM77 100H78V98H77ZM79 100H80V99H79ZM79 100H78V101H79ZM89 100H90V99H89ZM97 100H98L97 103H100V102H99V99H97ZM124 100H125V99H124ZM174 100H175V99H174ZM208 100H209V99H208ZM214 100H213L211 103H215ZM34 101H35V100H34ZM50 101H51V100H50ZM64 101H65V100H64ZM82 101H83V100H82ZM82 101H80V102H82ZM91 101H92V100H91ZM94 101H95V100H94ZM102 101H103V100H102ZM104 101H105V100H104ZM107 101H108V100H106V103H108V104H109V103L111 104V102H112V101H111V102H110V101L107 102ZM117 101H118V100H117ZM216 101H217V100H216ZM36 102H37V101H36ZM58 102H59V100H58ZM62 102H63V101H62ZM76 102H77V101H76ZM95 102H96V101H95ZM125 102H126V100H125ZM125 102H124V103H125ZM218 102H217V103H218ZM262 102H263V101H262ZM23 103H24V102H23ZM65 103H67V102H65ZM83 103H84V102H83ZM93 103H94V102H93ZM93 103H92V104H93ZM103 103H104V102H103ZM116 103H117V102H116ZM222 103H223V101H222ZM240 103H241V102H240ZM263 103H264V102H263ZM6 104H7V103H6ZM63 104H64V103H63ZM67 104H68V103H67ZM80 104H81V103H80ZM88 104H90V102H89ZM92 104H91V105H92ZM128 104H129V103H128ZM128 104H126V105H128ZM162 104H163V103H162ZM237 104H238V103H237ZM26 105H27V106H26ZM82 105H83V104H82ZM91 105H90V106H91ZM111 105H113V102H112ZM111 105H110V106H111ZM123 105H124V104H123ZM173 105H174V104H173ZM181 105H182V104H181ZM181 105H180V106H181ZM212 105H213V104H212ZM214 105H215V104H214ZM239 105H240V104H239ZM243 105H244V104H242V106L240 105V107H243ZM260 105H262V103H261ZM9 106H10V105H9ZM11 106H12V104H11ZM11 106H10V107H11ZM24 106H25L26 109H24ZM54 106H55V105H54ZM73 106H74V105H73ZM99 106H100V105H99ZM105 106H106V107H103V109H105V108L107 109V108H108V107H107V104H106ZM108 106H109V105H108ZM110 106H109V107H110ZM128 106H129V105H128ZM128 106H127V108H129ZM182 106H183V105H182ZM217 106H221V104H220V105H219V104L215 105V107H217ZM12 107H13V106H12ZM21 107H22V106H21ZM42 107H43V106H42ZM56 107H57V105H56ZM62 107H63V106H62ZM71 107H72V106H71ZM85 107H86V106H85ZM87 107H89V106H87ZM113 107H116V104H114ZM122 107H123L122 109L127 110L126 108H124V106H122ZM167 107H168V105H167ZM244 107L246 108V106H244ZM8 108H9V107H8ZM13 108H16V106L13 107ZM13 108H12V109H13ZM94 108H95V107H94ZM159 108H160V107H159ZM170 108H171V106H170ZM212 108H213V107H212ZM238 108H239V107H238ZM245 108H243V110H245ZM12 109H11V110H12ZM16 109H17V108H16ZM30 109H31V108H30ZM67 109H69V108H67ZM74 109H75V108H74ZM78 109H79V108H78ZM78 109H77V111H78ZM92 109H93V108H92ZM109 109H110V108H109ZM111 109H114V108H111ZM115 109H116V108H115ZM115 109H114V110H115ZM132 109H133V108H132ZM161 109H162V108H161ZM171 109H172V108H171ZM216 109H217V108H216ZM240 109H241V108H240ZM246 109H247V108H246ZM248 109H249V108H248ZM9 110H10V109H9ZM13 110H14V109H13ZM13 110H12V111H13ZM17 110H18V109H17ZM23 110H25V111L23 112ZM54 110H55V109H54ZM97 110H98V108H97ZM119 110H120V109H119ZM150 110H151V109H150ZM165 110H166V109H165ZM172 110H173V109H172ZM213 110H214V109H213ZM227 110H228V109H227ZM4 111H5V110H4ZM15 111H16V110H15ZM28 111H29V109H28ZM39 111H40V110H39ZM41 111H42V110H41ZM50 111H51V110H50ZM58 111H60V110H58ZM74 111H76V110H74ZM80 111H81V108H80ZM89 111H90V110H89ZM109 111H110V110H109ZM166 111H167V110H166ZM170 111H171V110H170ZM248 111H249V110H248ZM248 111L246 110V111H244V112L249 113ZM16 112L19 114L18 111H16ZM36 112H37V110H36ZM69 112H70V111H69ZM103 112H104V110H103ZM110 112H112V111H110ZM115 112H116V111H115ZM121 112H122V110H121ZM164 112H165V111H163V113H164ZM168 112H169V111H168ZM230 112H231V111H230ZM244 112L242 113V115L244 114ZM24 113H25V114H24ZM38 113H39V112H38ZM38 113H37V114H38ZM40 113H41V112H40ZM40 113H39V114H40ZM98 113H100V112H98ZM119 113H120V112H119ZM122 113H123V112H122ZM173 113H174V111H173ZM240 113H241V111H240ZM30 114H32V112H31ZM50 114H51V113H50ZM104 114H105V112H104ZM106 114H110V113H106ZM167 114H168V113H167ZM229 114H230V113H229ZM245 114H246V113H245ZM23 115H24V116H23ZM41 115H42V114H41ZM79 115H80V113H79ZM118 115H119V114H118ZM129 115L131 116V114H129ZM132 115H133V113H132ZM189 115L191 116V114H189ZM237 115H238V114H237ZM247 115H248V114H247ZM249 115H250V113H249ZM32 116H33V115H32ZM39 116H40V115H39ZM105 116H106V115H105ZM114 116H115V115H114ZM133 116H134V115H133ZM172 116H173V114H172ZM194 116H195V115H194ZM18 117H20V116H18ZM79 117H80V116H79ZM87 117H88V116H87ZM106 117H107V116H106ZM109 117H110V115H109ZM112 117H113V116H112ZM139 117H140V116H139ZM139 117H137V118H139ZM159 117H160V116H159ZM188 117H189V116H188ZM249 117H250V116H249ZM249 117H247V118H249ZM27 118H28V117H27ZM29 118H30V117H29ZM50 118H51V117H50ZM50 118H49V119H50ZM62 118H63V116H62ZM83 118H85V117H83ZM93 118H94V117H93ZM127 118H128V117H127ZM131 118L133 119L132 116H131ZM134 118H136V117H134ZM155 118H156V117H155ZM157 118H158V117H157ZM169 118H170V117H169ZM198 118H199V117H198ZM241 118H242V117H241ZM17 119H18V118H17ZM24 119H25V117H24ZM24 119L22 118L23 121L21 120V122L23 123V125H25V123H24L25 120H26V122H29V120L27 121V119H25V120H24ZM56 119H57V118H56ZM70 119H71V118H70ZM70 119H69V120H70ZM76 119H77V118H76ZM89 119H90V118H89ZM124 119H125V118H124ZM188 119H190V118H188ZM188 119H186V121H187ZM196 119H197V118H196ZM245 119H246V118H245ZM30 120H31V122H33V121H32V118H31ZM66 120H67V119H66ZM79 120H80V119H79ZM81 120H82V119H81ZM96 120H97V119H96ZM100 120H101V119H100ZM100 120H98V121H100ZM103 120H104V119H103ZM106 120H108V119H106ZM106 120H105L106 125H107V127L109 126V128H110V124H111L110 121H111V120H110V121H106ZM119 120H120V119H119ZM119 120H118V121H119ZM128 120L131 121V119H129V118H128ZM134 120H135V119H134ZM153 120L155 121L156 119H153ZM174 120H175V119H174ZM190 120H191V119H190ZM249 120H250V119H249ZM17 121H18V120H17ZM58 121H59V119H58ZM73 121H74V120H73ZM77 121H78V120H77ZM77 121H76V122H77ZM98 121H96V122H98ZM125 121H127V120H125ZM130 121H127L125 124L129 125L128 122L130 123ZM132 121H133V120H132ZM140 121H141V120H140ZM159 121H160V120H159ZM171 121H172V120H171ZM179 121H180V119H179ZM186 121H184V122H186ZM18 122H19V125H20V121H18ZM94 122H95V121H94ZM96 122H95V123H96ZM101 122H103V121H101ZM107 122H109L110 124H109V123L107 124ZM115 122H116V120H115ZM120 122H121V121H120ZM120 122H119V123H120ZM133 122H134V121H133ZM162 122H163V120H162ZM175 122L178 123V120L175 121ZM22 123H21V125H22ZM38 123H40V122L38 121ZM38 123H37V124H38ZM42 123H44V122H42ZM64 123H65V122H64ZM112 123H113V122H112ZM136 123H137V122H136ZM150 123H151V122H150ZM157 123L159 124V122H156V124H157ZM173 123H174V122H173ZM173 123H172V124H173ZM177 123H176V125H177ZM249 123H250V122H249ZM35 124H36V123H35ZM71 124H72V123H71ZM113 124H114V123H113ZM123 124H124V123H123ZM151 124H152V123H151ZM156 124H155V125H156ZM186 124H187V123H186ZM19 125H18V126H19ZM23 125L20 127V128L22 129V130L20 129V132L22 133V131H23V132L25 133V135H27V133H28L29 131H27V133H26V131H24V129H25L26 126L24 127ZM58 125H59V124H58ZM64 125H65V124H64ZM75 125H76V124H75ZM100 125H101V124H100ZM102 125H105V123L103 122ZM106 125L104 126V129H105ZM114 125H115V124H114ZM114 125H111V126H114ZM174 125H175V124H174ZM16 126H17V125H16ZM27 126H30V125H27ZM32 126H33V124H32ZM32 126H31V127H32ZM36 126H37V125H36ZM36 126H35L34 128H38V127H36ZM46 126H47V125H46ZM61 126H62V125H61ZM66 126H68V125H66ZM78 126H79V123H78ZM81 126H82V125H81ZM124 126H125V125H124ZM124 126H123V128H124ZM131 126H133V125H131ZM131 126H130V128H131ZM178 126H179V125H178ZM5 127H6V126H5ZM74 127H75V126H74ZM82 127H83V126H82ZM87 127H88V126H87ZM148 127H150V125L147 126V128H148ZM163 127H164V126H163ZM163 127H162V128H163ZM34 128H33V129H34ZM75 128H77V126H76ZM102 128H103V127H102ZM109 128H108V130H109ZM130 128H129V127L127 128V126H126V130H127V131H128V129L130 130ZM135 128H136V127H135ZM142 128H143V127H142ZM142 128H141V129H142ZM150 128H151V127H150ZM157 128H158V127H157ZM185 128H186V127H185ZM12 129H13V128H12ZM28 129H30V128H28ZM31 129H32V128H31ZM50 129H51V128H50ZM64 129H65V128H64ZM106 129H107V128H106ZM114 129H115V128H114ZM114 129L112 128V130H114ZM116 129H117V128H116ZM116 129H115V130H116ZM137 129L139 130V128H137ZM151 129H153V128H151ZM151 129H150V130H151ZM159 129H160V128H159ZM163 129H164V128H163ZM189 129H190V128H189ZM26 130H27V129H26ZM58 130H59V129H58ZM60 130H61V128H60ZM75 130H76V129H75ZM78 130H79V128H78ZM81 130H82V129H81ZM124 130H125V128H124L123 130H121V131H123V132H122V135H123V136H126V138L132 134V133H129V132H130V131H129V132H128L129 135H128L127 133H125V135H124V134H123V133H124ZM132 130H133V129H132ZM147 130H149V129H147ZM169 130H170V129H169ZM171 130H172V129H171ZM192 130H193V129H192ZM192 130H191V133H192ZM37 131H38V130H37ZM47 131H48V129H47ZM61 131H62V130H61ZM67 131H68V130H67ZM69 131H70V130H69ZM76 131H77V130H76ZM87 131H88V128H87ZM96 131H97V130H96ZM105 131H106V130H105ZM127 131H126V132H127ZM134 131H135V130H134ZM144 131H146L145 128H144ZM165 131H166V130H165ZM167 131H168V130H167ZM175 131H176V129H175ZM175 131H174V132H175ZM181 131H182V130H181ZM12 132H13V131H12ZM31 132H32V131H31ZM55 132H57V131H55ZM55 132H54V133H55ZM77 132H79V131H77ZM89 132H90V131H89ZM102 132H103V131H102ZM112 132H113V131H112ZM149 132L151 133V131H148V132H146V133H149ZM171 132H172V131H171ZM182 132H183V131H182ZM185 132H186V131H185ZM33 133H34V132H33ZM33 133H32V134H33ZM60 133H61V132H60ZM80 133H81V132H80ZM80 133H79V135H81ZM87 133H88V132H87ZM93 133H94V132H93ZM100 133H101V132H100ZM106 133H107V132H106ZM108 133H109V132H108ZM134 133H137V132H134ZM146 133H145V134H146ZM150 133H149V134H150ZM177 133H178V131H177ZM202 133H203V132H202ZM4 134H5V132H4ZM11 134H14V133H11ZM17 134H18V133H17ZM34 134H35V133H34ZM43 134H44V133H43ZM52 134H53V133H52ZM58 134H59V133H58ZM71 134H73V133H71ZM75 134H76V133H75ZM82 134H83V133H82ZM88 134H89V133H88ZM91 134H92V133H91ZM98 134H99V133H98ZM109 134H110V135H112V134L114 135V134H115V137H116V134H118L117 136H119V133H118V132H116V133H115V132H113V133L110 132ZM142 134H143V133H142ZM156 134H157V133H156ZM173 134H174V133H173ZM20 135H21V134H20ZM28 135H31V134L28 133ZM28 135H27V136H28ZM35 135H36V134H35ZM48 135H49V134H48ZM54 135H55V134H54ZM60 135H61V134H60ZM66 135H67V133H66ZM76 135H77V134H76ZM83 135H84V134H83ZM99 135H101V134H99ZM102 135H103V134H102ZM104 135L106 136V134H104ZM113 135H112V136H113ZM150 135H152V133H151ZM193 135H194V134H193ZM5 136H6V135H5ZM21 136H22V135H21ZM21 136H20V137H21ZM39 136H40V135H39ZM72 136H73V135H72ZM85 136H86V135L83 136V140H84ZM107 136H108V135H107ZM173 136H174V135H173ZM182 136H183V135H182ZM196 136H197V135H196ZM196 136H195V137H196ZM206 136H207V135H206ZM1 137H2V136H1ZM11 137H12V136H11ZM17 137H18V136H17ZM33 137H34V136H32V139H33ZM86 137H87V136H86ZM120 137H121V136H120ZM135 137H136V136H135ZM151 137H152V136H151ZM3 138H4V137H3ZM8 138H9V137H8ZM25 138H26V137H25ZM25 138H24V139H25ZM35 138H36V137H35ZM35 138H34V139H35ZM39 138H40V137H39ZM41 138H42V137H41ZM41 138H40V139H41ZM59 138H60V137H59ZM87 138H88V137H87ZM87 138H85V139H87ZM109 138H111V141L113 142L112 139H114V136H113V137H109ZM128 138H130V137H128ZM131 138H132V137H131ZM147 138H148V137H147ZM166 138H167V137H166ZM179 138H180V137H179ZM27 139H28V140L30 139V140L32 141V139H31L30 137L27 138ZM37 139H38V138H37ZM53 139H54V138H53ZM60 139H61V138H60ZM69 139H70V138H69ZM74 139H75V138H74ZM118 139H119V137H118ZM120 139L122 140V143H123V139H122V137H121ZM144 139H145V138H144ZM149 139H150V138H149ZM208 139H210V138H208ZM212 139H213V138H212ZM44 140H45V139H44ZM77 140H81L80 137L77 138ZM77 140H76V142H77ZM104 140H106V141H105L106 144H108L107 142H110V141H108V138L106 139V137L104 138ZM163 140H166V139H163ZM171 140H172V139H171ZM16 141H17V140H16ZM26 141H27V140H26ZM26 141H25V142H26ZM59 141H60V140H59ZM63 141H65V140L63 139ZM71 141H72V140H71ZM74 141H75V140H74ZM74 141H73V143H74ZM86 141H87V140H86ZM119 141H120V140H119ZM125 141H126V140H125ZM128 141H129V140H128ZM128 141H127V142H128ZM148 141H149V140H148ZM156 141H157V140H156ZM177 141H178V140H177ZM2 142H3V141H2ZM33 142H34V140H33L32 142H30V143L32 144ZM37 142H38V140L36 141V143H37ZM53 142H54V141H53ZM61 142H62V141H61ZM65 142H66V141H65ZM78 142H82V141H78ZM101 142H102V141H101ZM117 142H118V141H117ZM130 142H132V141H130ZM130 142H129V143H130ZM159 142H160V141H159ZM183 142H184V141H183ZM191 142H192V141H191ZM36 143H35V146L37 147L38 145H37ZM56 143H57V141H56ZM70 143H71V142H70ZM73 143H72V144H73ZM84 143H85V141H84ZM84 143H83V144H84ZM87 143H88V142H87ZM87 143H86V144H87ZM3 144H4V143H3ZM10 144H12V143L10 142ZM21 144H22V143H21ZM25 144H26V143H25ZM38 144H39V143H38ZM41 144H42V143H41ZM41 144H40V146H41ZM44 144L46 145V143H44ZM47 144H48V143H47ZM49 144H50V143H49ZM59 144H60V142L58 143V145H59ZM65 144L67 145V143H65ZM86 144H85L84 146H86ZM104 144H105V143H104ZM111 144H112V143H111ZM120 144H121V142H120ZM148 144H149V143H148ZM152 144H153V143H152ZM167 144H168V143H167ZM167 144H166V145H167ZM212 144H213V143H212ZM15 145H16V144H15ZM27 145L30 147V150H31V147H32L33 144H32V145H29V143H27ZM69 145H70V144H69ZM75 145H77V143H76ZM87 145H88V144H87ZM102 145H103V144L100 143V145H99L100 147H99V148L102 149ZM125 145H126V144H124L123 146L125 147ZM176 145H177V144H176ZM188 145H189V144H188ZM7 146H8V144H7ZM10 146H11V145H10ZM10 146H9V147H10ZM12 146H13V145H12ZM17 146L19 147V142H18ZM28 146H27L26 148H28ZM42 146H43V145H42ZM48 146H49V145H48ZM48 146H47V147H48ZM52 146H54V145L52 144ZM56 146H57V145H56ZM61 146H62V145H61ZM72 146H73V145H72ZM72 146H71V147H72ZM84 146H83V147H84ZM93 146H95V145H93ZM107 146H108V145H107ZM113 146H114V144H113ZM115 146H116V145H115ZM136 146H137V145H136ZM147 146H148V145H147ZM185 146H186V145H185ZM9 147H8V148H9ZM14 147H15V146H14ZM59 147H60V146H59ZM68 147H69V146H68ZM68 147H67V148H68ZM90 147H91V146H90ZM104 147H105V146H104ZM104 147H103V148H104ZM109 147H110V146H109ZM109 147H108V148H109ZM120 147H121V146H120ZM120 147H119V149H120ZM124 147H122V148H124ZM148 147H149V146H148ZM150 147H151V146H150ZM155 147H156V146H155ZM165 147H166V146H165ZM0 148H1V149H0V161H1V159H2V161L0 162V165L2 164V165H1L2 167L0 166V174H5V175H3V176H4V178H5V177H6V178H5V179H4L3 177H1V178H2V180H3V179L6 180V182H7V181H9V180L11 179V177L14 176V174H15V173H14V174H12V176H11V173H13V172H11L10 175H9V174L6 175L8 172H10V171L12 170V169H11V166H12L13 164H12V162H11L12 159H10V157L13 158V156H10V155L6 152L7 150L9 151V149L3 151V150L5 149V147L3 148V145L0 144ZM16 148H17V147H16ZM20 148H22V146H20V147L17 148V149H20ZM44 148L46 149V146L42 147V149H41L40 147H38V150H39V149H40V151L43 150L42 158H43V159H46L47 154H48L47 151L49 152L50 155L53 154V153H52V151H51L49 148L46 149V150H44ZM50 148H51V147H50ZM55 148H56V147H55ZM72 148H74V147H72ZM76 148H77V147L75 146L74 149H76ZM156 148H157V147H156ZM158 148H159V147H158ZM10 149H11V148H10ZM17 149H15V150H17ZM28 149H29V148H28ZM35 149H37V148H35ZM52 149H53V148H52ZM63 149H64V148H63ZM81 149H83V148H81ZM86 149H87V148H86ZM97 149H98V148H97ZM170 149H171V148H170ZM11 150H13V149H11ZM15 150H14V151H15ZM20 150H21V149H20ZM38 150H37V153H39ZM53 150H55V149H53ZM83 150H84V149H83ZM83 150H82V151H83ZM91 150H92V149H91ZM91 150H89V151H91ZM108 150H109V149H108ZM129 150H131V149L129 148ZM152 150H153V149H152ZM27 151H28V150H27ZM33 151H35V150H32V153H33ZM45 151H46V152H45ZM50 151H51V153H50ZM65 151H67V150H65ZM78 151H79V150H78ZM78 151H75V152H78ZM89 151H88V152H89ZM93 151H95V148H94ZM101 151H102V150H101ZM132 151H133V150H132ZM132 151H131V152H132ZM150 151H151V149H150ZM170 151H171V150H170ZM80 152H81V150H80ZM80 152L77 153V154H80ZM88 152H87V153H88ZM95 152H96V151H95ZM108 152H109V151H108ZM159 152H160V151H159ZM9 153H10V152H9ZM12 153H14V152H12ZM15 153H16V152H15ZM24 153H25V152H24ZM64 153H65V152H64ZM84 153H85V152H84ZM111 153H112V152H111ZM129 153H130V152H129ZM129 153H128V154H129ZM150 153H151V152H150ZM152 153H153V152H152ZM20 154H22V153H20ZM29 154H30V153H28V155H29ZM49 154H48V157L50 156ZM56 154H58V153L56 152ZM81 154H83V152H82ZM81 154H80V155H81ZM90 154H91V152H90ZM102 154H103V152H102ZM124 154H125V153H124ZM133 154H134V153H133ZM135 154H136V152H135ZM148 154H149V153H148ZM154 154H155V153H154ZM157 154H158V153H157ZM169 154H170V153H169ZM35 155H36V153H35ZM40 155H41V154H39V156H40ZM65 155H66V154H65ZM86 155H87V154H86ZM88 155H89V153H88ZM88 155L86 156V158H88ZM93 155H94V152H93ZM96 155H99V154H96ZM104 155H106L105 152H104ZM111 155H112V154H111ZM122 155H123V154H122ZM126 155H127V154H126ZM130 155H132V154L130 153ZM20 156H21V155H20ZM37 156H38V154H37ZM62 156H63V155H62ZM74 156H75V155H74ZM76 156H77V155H76ZM78 156H79V155H78ZM78 156H77L76 158H79ZM83 156H84V155H83ZM152 156H153V155H152ZM17 157H19V156H17ZM29 157H30V156H29ZM40 157H41V156H40ZM51 157H52V156H51ZM71 157H72V156H71ZM90 157H91V155H90ZM92 157H93V156H92ZM92 157H91V158H92ZM101 157H103V156L101 155ZM106 157H107V156H106ZM119 157H120V156H119ZM128 157H129V156H128ZM131 157H132V156H131ZM136 157L138 158V156H136ZM154 157H155V156H154ZM14 158H16V157H14ZM19 158H20V157H19ZM42 158H41V159H42ZM61 158H62V157H61ZM76 158H74V159H75V164H76L77 162H79V160L77 161ZM82 158H83V157H82ZM91 158H89V159L91 160ZM121 158H122V157H121ZM123 158H124V157H123ZM146 158H147V157H146ZM26 159H27V158H26ZM26 159H25V160H26ZM35 159H36V157H35ZM64 159H65V158H64ZM80 159H81V158H80ZM89 159H88V161H89ZM101 159H102V158H101ZM107 159H108V158H107ZM125 159H126V158H125ZM127 159H128V158H127ZM135 159H136V158H135ZM147 159H148V158H147ZM15 160H17V159H15ZM22 160H23V159H22ZM25 160H24V162H25ZM29 160L31 161V159H29ZM48 160H50V158H48L47 161H48ZM51 160H52V159H51ZM54 160H55V159H54ZM62 160H63V159H62ZM92 160H93V158H92ZM92 160H91V161H92ZM99 160H100V159H99ZM123 160H124V159H123ZM26 161H28V160H26ZM102 161H103V159H102ZM102 161H101V162L97 161V163L99 162V164H100V163H102ZM108 161H109V160H108ZM125 161H126L125 163H127V160H125ZM129 161H130V163L133 162V160L130 159V158H129ZM131 161H132V162H131ZM147 161H148V160H147ZM147 161H146V162H147ZM151 161H152V159H151ZM17 162H18V161H17ZM17 162H16V163H17ZM63 162H64V160H63ZM109 162H110V161H109ZM111 162H112V161H111ZM114 162H117V163H118V166H116L117 170H115V171H117V173H121V171L119 172V170H118L119 168H118V167L121 168V166L123 165L122 163H124V162H123V161H116V160H115V161H113L112 164H114ZM120 162H122V163H120ZM25 163H26V162H25ZM27 163H28V162H27ZM30 163L32 164V162H30ZM60 163H61V162H59V164H60ZM80 163H81V161H80ZM82 163H83V162H82ZM93 163H94V164H92V165H95V162H93ZM97 163H96L95 167L97 166ZM119 163H120V164H119ZM125 163H124V164H125ZM130 163H129V164H130ZM133 163H134V162H133ZM168 163H169V162H168ZM175 163H176V162H175ZM185 163H186V162H185ZM14 164H15V163H14ZM18 164H19V163H18ZM62 164H63V163H62ZM62 164H61V165H62ZM68 164H69V163H68ZM104 164H105V161H104ZM134 164H136V163H134ZM152 164H153V163H152ZM176 164H177V163H176ZM19 165H20V164H19ZM49 165H50V164H49ZM100 165H101V164H100ZM114 165H115V164H114ZM132 165H133V164H132ZM142 165H143V164H142ZM173 165H174V164H173ZM30 166H31V165H30ZM54 166H55V164H54ZM59 166H60V165H58L57 167L59 168ZM80 166H81V164H80ZM107 166L110 167V165H107ZM123 166H124V165H123ZM123 166H122V167H123ZM128 166L130 167V165H128ZM14 167H16V166H14ZM20 167H21V166H20ZM24 167H25V166H24ZM27 167L29 168V165H27ZM27 167H26V168H27ZM36 167L38 168V166H34V163H33V167H32V168L37 169ZM40 167H41V166H40ZM55 167H56V166H55ZM57 167H56V169L53 168V169H51V170H53L54 174L57 173V174H56V177H57V176L60 177L63 173H62L61 175H58V174H59V172H63V171L61 170V171L55 172L54 169L57 171ZM62 167H63V166H62ZM62 167H61V168H62ZM68 167H69V166H68ZM99 167H100V166H99ZM99 167H97V169H98ZM102 167H104V166H102ZM134 167H136V166H134ZM180 167H181V166H180ZM32 168H31V169H32ZM66 168H67V167H66ZM78 168H79V167L77 166V169H78ZM105 168H106V167H105ZM112 168L116 169L115 167H112ZM112 168H110V170H112L111 172L114 171ZM130 168H131V167H130ZM144 168H145V167H144ZM21 169H22V173H23V172H24V171H23L24 168H21ZM39 169H40V168H38V170H39ZM68 169H70V168H68ZM91 169H92V167H91ZM136 169H137V167H136ZM140 169H141V168H140ZM16 170H17V169H16ZM45 170H47V169H45ZM59 170H60V169H59ZM95 170H96V168H95ZM130 170H131V169H130ZM133 170H134V169H133ZM26 171H27V170H26ZM92 171H93V170H92ZM105 171H106V169H105ZM115 171H114V172H115ZM122 171H124V170H122ZM131 171H132V170H131ZM141 171H142V170H141ZM15 172H16V171H15ZM17 172H18V171H17ZM29 172H30V171H29ZM32 172H34V169H33ZM39 172H40V171H39ZM77 172H79V169L77 170ZM83 172H84V170H83ZM88 172H89V171H88ZM90 172H91V170H90ZM96 172H97V171H95V173H96ZM102 172H103V175L105 176V173H106V172H104V171H102ZM111 172H110V173H111ZM125 172L127 173V171H125ZM179 172H180V171H179ZM36 173H37V172H36ZM42 173H43V172H42ZM42 173H41V174H42ZM80 173H81V172H80ZM98 173H99V172H98ZM141 173H143V172H141ZM38 174H39V173H38ZM38 174H37V175H38ZM73 174H74V179H73V180L76 181L77 179L75 178V176H78V175L75 174V172H74ZM78 174H79V173H78ZM106 174H107V173H106ZM111 174H112V173H111ZM111 174H109V180H110V178H114V176H112ZM113 174H114V173H113ZM115 174H116V173H115ZM121 174H123V172H122ZM121 174H120V175H121ZM137 174H139V173H137ZM29 175H30V174H29ZM84 175H85V173H84ZM88 175H90V174H88ZM116 175H118V174H116ZM116 175H115V176H116ZM123 175H124V174H123ZM125 175L127 176V174H125ZM18 176H19V175H18ZM63 176H64V175H63ZM65 176H66V173H65ZM72 176H73V175H72ZM95 176H96V175H95ZM110 176H111V177H110ZM37 177H38V176H37ZM40 177H41L40 179H42L43 174L40 175ZM49 177L51 178V176H49ZM56 177H55L54 179H57L58 182H56V183L59 184L58 177H57V178H56ZM66 177H67V176H66ZM116 177H117V176H116ZM120 177H121V176H120ZM120 177H119V175H118L117 178L120 179ZM122 177H123V176H122ZM122 177H121V178H122ZM158 177H159V176H158ZM62 178H63V177H62ZM68 178H69V177H68ZM107 178H108V175H107V177H106V180H107V181L105 180V177H103V176H102L101 179H102V180L104 179V180H105V183H107V182L109 181ZM12 179H13V178H12ZM14 179H16V178L14 177ZM43 179H45V178L43 177ZM82 179H83V178H82ZM127 179H128V177H127ZM129 179H130V177H129ZM51 180H52V179H51ZM51 180H50V183H51ZM64 180H65V179H64ZM84 180H85V179H84ZM97 180H99V178H97ZM112 180H113V179H112ZM115 180H116V179H115ZM154 180H155V179H154ZM180 180H181V179H180ZM193 180H194V179H193ZM42 181H44V180H42ZM42 181H40V182H42ZM54 181H55V180H54ZM117 181H118V180H117ZM120 181H122V179H120ZM155 181H156V180H155ZM168 181H169V180H168ZM177 181H178V180H177ZM183 181H184V180H183ZM3 182L5 183V181H3ZM38 182H39V181H38ZM48 182H49V181H48ZM60 182H61V181H60ZM78 182H79V181H78ZM82 182H83V181H82ZM114 182H115V181H114ZM114 182H113V183H114ZM125 182H126V181H125ZM136 182H137V181H136ZM143 182H144V180H143ZM50 183H49V184H50ZM70 183H71V185H74V184H75V183L73 184L72 180L70 181ZM100 183H101V182H100ZM109 183H111L112 186H113V183H112V182L109 181ZM123 183H124V182H123ZM138 183H139V180H138ZM138 183H137V184H138ZM162 183H163V182H162ZM164 183H165V182H164ZM169 183H170V182H169ZM171 183H172V182H171ZM194 183H195V182H194ZM7 184H9V182H8ZM36 184H37V181H36ZM40 184H42V183H39V185H40ZM49 184H48V185H49ZM58 184H57V186H58ZM77 184H78V183H77ZM97 184H98V181H97ZM114 184H116V183H114ZM117 184H118V183H117ZM117 184H116V185H117ZM130 184H132V183H130ZM165 184H167V183H165ZM197 184H198V183H197ZM1 185L3 186L4 184H1ZM9 185H10V184H9ZM31 185H33V184H31ZM31 185H30V186H31ZM42 185H45V183L42 184ZM55 185H56V184H55ZM85 185H87V184H85ZM107 185H108V183H107ZM109 185H110V184H109ZM126 185H127V182H126ZM126 185H125V187H126ZM176 185H177V184H176ZM186 185H187V184H186ZM2 186H1V187H2ZM30 186H29V188H30ZM53 186H54V185H53ZM68 186H70V184H68ZM75 186H76V185H75ZM87 186H88V185H87ZM102 186H103V185H102ZM112 186H111V187H112ZM129 186H130V185H129ZM146 186H147V185H146ZM158 186H159V185H158ZM167 186H168V185H167ZM1 187H0V188H1ZM3 187H5V185H4ZM10 187H11V185H10ZM33 187H34V186H33ZM35 187H36V186H35ZM39 187H40V186H39ZM82 187H83V186L81 185L80 188H82ZM92 187H93V186H92ZM94 187H96V186H94ZM115 187H116V186H115ZM118 187H119V186H118ZM120 187H121V186H120ZM123 187H124V186H123ZM172 187H173V186H172ZM175 187H176V186H175ZM31 188H32V186H31ZM58 188H60V187H56V190H59ZM65 188H66V187H65ZM83 188H84V187H83ZM85 188H87V187H85ZM104 188H105V187H104ZM112 188H113V187H112ZM131 188H132V187H131ZM140 188H141V186H140ZM142 188L144 189V187H142ZM188 188H189V187H188ZM8 189H9V188H8ZM13 189H16V188H13ZM38 189H39V188H38ZM41 189H42V188H41ZM67 189H71V188H67ZM67 189H66V190H67ZM76 189H77V188H76ZM87 189H88V188H87ZM97 189H98V188H97ZM110 189H111V188H110ZM110 189H109V190H110ZM124 189H125V188H124ZM129 189H130V188H129ZM132 189H133V188H132ZM138 189H139V188H138ZM172 189H174V188H172ZM4 190H5V189H4ZM16 190H17V189H16ZM21 190H22V189H21ZM21 190H20V191H21ZM28 190L31 192L32 189H31V190L28 189ZM33 190H36V188H34ZM33 190H32V191H33ZM48 190H49V189H48ZM56 190H55V191H56ZM77 190H78V192L80 191L79 189H77ZM77 190H74V191L76 192ZM90 190H91V189H90ZM90 190H89V191H90ZM93 190H94V188H93ZM95 190H96V189H95ZM102 190H103V188H102ZM107 190H108V189H107ZM112 190H113V189H112ZM156 190H157V189H156ZM190 190H191V189H190ZM0 191H1V190H0ZM5 191H6V190H5ZM7 191H8V190H7ZM11 191H12V193H14L15 190H11ZM11 191H9V193H11ZM59 191H60V190H59ZM71 191H72V190H69V193H70ZM87 191H88V190H87ZM100 191H101V190H100ZM103 191H105V190H103ZM103 191H102V192H103ZM110 191H111V190H110ZM110 191H107V192H109V195H110V198H111V196H112L111 193H112V192L110 193ZM180 191H181V190H180ZM1 192L3 193V196H2L1 194H0V195H1L2 197H4V193H5V192H3V191H1ZM33 192H34V191H33ZM39 192H40V191H39ZM62 192H63V191H62ZM72 192H73V191H72ZM72 192H71L70 194H72ZM80 192H82V191H80ZM83 192H85V191H83ZM116 192H117V191H116ZM116 192H115V193H116ZM118 192H120V191H118ZM125 192H126V191H125ZM152 192H153V191H152ZM175 192H176V191H175ZM190 192H191V191H190ZM9 193H8V194H9ZM17 193H18V192H17ZM25 193H27V190H26ZM28 193H29V192H28ZM28 193H27V194H28ZM31 193H32V192H31ZM41 193H42V192H41ZM46 193H48V192H46ZM46 193H45V194H46ZM94 193H95V192H94ZM97 193H98V192H97ZM99 193H100V192H99ZM103 193H104V192H103ZM131 193H133V192H131ZM131 193H130V194H131ZM192 193H193V190H192ZM33 194H34V193H33ZM38 194L41 195L40 193H38ZM42 194H43V193H42ZM48 194H50V193H48ZM54 194H55V193H54ZM63 194L65 195V193H62L61 195L64 196ZM66 194H67V192H66ZM70 194H69V195H70ZM73 194H74L75 196L72 195V197L74 196V197L76 198V194H75V193H73ZM78 194H79V193H78ZM78 194H77V195H78ZM84 194H85V193H84ZM105 194H106V192H105ZM107 194H108V193H107ZM113 194H114V193H113ZM117 194H118V193H117ZM120 194H121V192H120ZM127 194H128V193H127ZM134 194H135V193H134ZM174 194L176 195L177 193H174ZM178 194H179V193H178ZM188 194H189V193H188ZM5 195H6V194H5ZM9 195H11V194H9ZM13 195H15V193H14ZM31 195H32V194H31ZM35 195H37V192L35 193ZM50 195H52V194H50ZM50 195H49V196H50ZM56 195L59 196L60 193H57V192H56ZM69 195H67V196H69ZM81 195H82V193H81ZM95 195H96V194H95ZM97 195H98V194H97ZM100 195H101V194H100ZM132 195H133V194H132ZM157 195H158V194H157ZM11 196H12V195H11ZM37 196H38V195H37ZM58 196H57V197H58ZM79 196H80V195H79ZM105 196H106V195H105ZM117 196H118V195H117ZM119 196H120V195H119ZM125 196H127V195H125ZM128 196H129V194H128ZM150 196H151V195H150ZM155 196H156V194H155ZM161 196H162V195H161ZM176 196H177V195H176ZM183 196H184V195H183ZM183 196H182V197H183ZM185 196H186V195H185ZM203 196H204V195H203ZM28 197H29V196H28ZM32 197H34V196H32ZM38 197H40V196H38ZM41 197H44V195L41 196ZM60 197H61V196H60ZM114 197L116 198V196H114ZM151 197H152V199H154L153 196H151ZM151 197H150V198H151ZM163 197H164V196H163ZM179 197H180V196H179ZM4 198H5V197H4ZM8 198H9V197H8ZM18 198H19V197H18ZM44 198H45V197H44ZM52 198H55V197L53 196ZM64 198H68V197L65 196ZM75 198H74V199H75ZM79 198H80V197H79ZM81 198H82V196H81ZM81 198H80V199H81ZM97 198H98V197H97ZM129 198H130V197H129ZM131 198H133V196H131ZM135 198H137L136 195L134 196V199H135ZM6 199H7V198H6ZM20 199H21V198H20ZM23 199H25V198H23ZM31 199H32V198H31ZM34 199H38V198H34ZM48 199H50V198H48ZM72 199H73V198H72ZM84 199H85V197H84ZM84 199H83V200H84ZM104 199H105V198H104ZM124 199H125V198H124ZM127 199H128V198H127ZM170 199H171V198H170ZM173 199H174V198H173ZM173 199H172V200H173ZM193 199H194V197H193ZM26 200H27V202H28V198L25 199V201H26ZM44 200H46V199H44ZM52 200H53V199H52ZM86 200H87V199H86ZM91 200H93V199H91ZM91 200H90V202L92 203L93 201H91ZM98 200H99V199H98ZM98 200H97V201H98ZM115 200H116V199H115ZM172 200H171V201H172ZM174 200H175V199H174ZM174 200H173V202H174ZM190 200H191V198H190ZM4 201H5V199H3V202H1L2 205H3ZM8 201L10 202L11 200H8ZM18 201H19V200H18ZM29 201H32V200H29ZM41 201H43V200L41 199ZM49 201H50V200H47L48 203H50ZM58 201H59V200H58ZM63 201L65 202V200H63ZM63 201H61V202H63ZM67 201H69V200H67ZM70 201L72 202V200H70ZM75 201H76V199H75ZM79 201H80V200H79ZM84 201H85V200H84ZM94 201H95V200H94ZM111 201H112V199H111ZM111 201H110V202H111ZM124 201H126V199H125ZM124 201H123V202H124ZM139 201H140V200H139ZM164 201H165V200H164ZM168 201H169V200H168ZM171 201H170V202H171ZM9 202H8V203H9ZM23 202H24V201H23ZM45 202H46V201H45ZM47 202H46V203H47ZM52 202H53V201H52ZM52 202H51V203H52ZM54 202H55V201H54ZM126 202H127V201H126ZM170 202H169V205H170ZM192 202H193V201H192ZM258 202H259V201H258ZM10 203H11V202H10ZM12 203H14V199H13V202H12ZM33 203H34V202H33ZM55 203H56V202H55ZM67 203H68V204H67ZM82 203H83V202H82ZM95 203H96V202H95ZM99 203H100V202H99ZM147 203H148V205H149L150 201H148ZM165 203H166V202H165ZM197 203H198V202H197ZM261 203H262V202H261ZM4 204H6V203H4ZM19 204H20V203H19ZM21 204H22V203H21ZM21 204H20V205H21ZM26 204H27V203H26ZM26 204H25V205H26ZM31 204H32V203H31ZM36 204H37V202H36ZM43 204H44V203H43ZM57 204L59 205V203H57ZM57 204H56V205H57ZM60 204H61V203H60ZM62 204H63V203H62ZM66 204H67V205H70V204H72V203L69 204V202H66ZM75 204L77 205L78 202H77V203L75 202L74 205H75ZM129 204H130V203H128V205H129ZM174 204H175V202H174ZM174 204H173V205H174ZM262 204H263V203H262ZM13 205H14V204H13ZM23 205H24V204H23ZM41 205H42V204H41ZM52 205H53V204H52ZM52 205H51V206H52ZM67 205H66V208H67ZM142 205H143V204H142ZM166 205H167V204H165V207H166ZM173 205H172V206H173ZM190 205H191V204H190ZM263 205H264V204H263ZM9 206H10V205H9ZM14 206H15V205H14ZM21 206H22V205H21ZM30 206H31V205H30ZM45 206H47V205H45ZM45 206H43V209L45 208V210H46L47 207H45ZM54 206H55V205H54ZM60 206H61V205H60ZM72 206H73V205H71V208H73ZM79 206H80V205H79ZM83 206H84V205H83ZM126 206H127V205H126ZM132 206H134V205L132 204ZM132 206H131V207H132ZM149 206H150V205H149ZM152 206H153V205H152ZM7 207H8V206H7ZM12 207H13V206H12ZM12 207H11V208H12ZM23 207H24V206H23ZM23 207H22V210H23ZM25 207H26V206H25ZM27 207L29 208V206H27ZM56 207L59 208L58 206H56ZM140 207H141V206H140ZM150 207H151V206H150ZM150 207H148V208H150ZM157 207H158V206H157ZM190 207H191V206H190ZM4 208H5V207H4ZM11 208L9 209V207H8L9 210H11ZM13 208H16V206L13 207ZM17 208H18V205H17ZM19 208H20V207H19ZM30 208H32V207H30ZM48 208H49V207H48ZM51 208H52V207H51ZM60 208H61V207H60ZM62 208H63V207H62ZM69 208H70V207H69ZM71 208H70V209H71ZM74 208H75V207H74ZM76 208H78V207H76ZM82 208H83V207H82ZM104 208H105V207H104ZM104 208H103V209H104ZM106 208H107V207H106ZM125 208H126V207H125ZM132 208H133V207H132ZM132 208H131V210H132ZM134 208H136V206H135ZM171 208H172V207H171ZM206 208L208 209V207H206ZM8 209H7V210H8ZM67 209H68V208H67ZM85 209H86V208H85ZM87 209H88V208H87ZM119 209H120V208H119ZM119 209H117V210H119ZM129 209H130V208H129ZM144 209H146V208H144ZM169 209H170V207H169ZM182 209H183V208H182ZM184 209H185V206H184ZM184 209H183V211H184ZM196 209H197V208H196ZM2 210H3V209H2ZM9 210H8V211H9ZM13 210L15 211L16 209H13ZM35 210H36V207H35ZM37 210H38V212H39V208H38ZM58 210H59V211H62V210H60V209H58ZM64 210H65V208L63 209V212H64ZM104 210H106V209H104ZM121 210H122V209H121ZM126 210H127V209H126ZM141 210H142V209H141ZM150 210H151V209H150ZM150 210H145V213H146V211L148 212V211H150ZM167 210H168V207H167ZM191 210H192V209H191ZM17 211H19V210L17 209ZM17 211H15V213H16V215L18 214V216H19L21 213L24 212V211H23V212L20 211L21 213H20V212L17 213ZM27 211L29 212V210H27ZM31 211H32V210H31ZM42 211H43V210L40 211V214L42 213ZM50 211H51V209H50ZM53 211H54V210H53ZM53 211H52V212H53ZM69 211H75V210H72V209H71V210H69ZM96 211H97V210H96ZM123 211H124V209H123ZM153 211H155V209H153ZM186 211H187V209H186ZM189 211H190V210H189ZM2 212H3V211H1V213H2ZM5 212H6V210H5ZM32 212L34 213V211H32ZM35 212H36V211H35ZM47 212H49V211H47ZM54 212H55V211H54ZM54 212H53V213H54ZM86 212H88V211H86ZM86 212H83V213H86ZM102 212H104V214H103L104 216H106V214H107V215L109 214L108 216L111 215L110 217H112V213L110 212V210H109L110 213H109L108 211H107L106 214H105V211H102ZM102 212L100 213V215H102ZM124 212H125V211H124ZM124 212H123V214L126 213V212H125V213H124ZM167 212H168V211H167ZM181 212H182V211H181ZM9 213H10V214H13V212L11 213L10 211H9ZM9 213H8V214H9ZM19 213H20V214H19ZM33 213H32V214H33ZM43 213H45V212H43ZM50 213H51V212H50ZM67 213H68V212H67ZM134 213H135V212H134ZM145 213H144V214H145ZM151 213H152V212H151ZM155 213H158V212H155ZM186 213H187V212H186ZM188 213H189V212H188ZM188 213H187V214H188ZM194 213H196V212H194ZM5 214H6V217H5V220H6V218H7L8 216H7V213H5ZM10 214H9V215H10ZM32 214H31V215H32ZM34 214H36V213H34ZM40 214H39V213L37 214L36 217H38V218H34L35 216H33V217L31 216L32 219L34 218L33 221H37V219H38V222L42 221V220L39 221V217L41 218V216H42V215H40ZM63 214H65V212H64ZM69 214L71 215V213H69ZM74 214H76V213H74ZM78 214L80 215V212H79ZM114 214H115V216H113V217L118 216L117 213H114ZM114 214H113V215H114ZM121 214H122V212H121ZM131 214H133L132 211H131ZM192 214H193V213H192ZM2 215H3V214H2ZM25 215H26V212H25ZM48 215L51 216L50 214H48ZM58 215H60V214H58ZM72 215H73V214H72ZM76 215H77V214H76ZM86 215H87V213H86L85 215L82 214V216H81V215H80V216L84 218V216H86ZM89 215H91V214H89ZM98 215H99V214H98ZM103 215H102V216H103ZM125 215H126V214H125ZM128 215H129V214H128ZM146 215H147V213H146ZM150 215H151V214H150ZM0 216H1V215H0ZM44 216H45V215H44ZM46 216H47V215H46ZM60 216H61V215H60ZM120 216H121V215H120ZM154 216H155V215H154ZM157 216H158V215H157ZM1 217H2V216H1ZM12 217H14V216H12ZM22 217H23V215H22ZM28 217H29V215H28ZM61 217H62V216H61ZM61 217H58L59 220H62ZM70 217H72V216H70ZM123 217H124V216H123ZM127 217H128V216H127ZM129 217H131V216H129ZM134 217H135V216H134ZM151 217H152V216H151ZM190 217H191V216H190ZM9 218H10V217H8V219H9ZM23 218H24V217H23ZM45 218H46V217H45ZM52 218H53V217H52ZM52 218H51V219H52ZM60 218H61V219H60ZM87 218H88V216H87ZM90 218H91V217H90ZM94 218H96V217H94ZM100 218H101V217H100ZM142 218H143V217H142ZM154 218H155V217H154ZM14 219H15V218H14ZM18 219H19V218H18ZM35 219H36V220H35ZM42 219H43V217H42ZM54 219H55V218H54ZM74 219H75V218H74ZM84 219H86V218H84ZM84 219H83V220H84ZM103 219H106V218L104 217ZM103 219H102V220H103ZM107 219L109 220L110 218H107ZM107 219H106V220H107ZM111 219H112V218H111ZM140 219H141V217H140ZM140 219H139V220H140ZM146 219H147V218H146ZM149 219H150V218H149ZM156 219H157V218H155V220H156ZM161 219H162V218H161ZM0 220H1V219H0ZM11 220H12V218H11ZM11 220H10V221H11ZM15 220L17 221V219H15ZM45 220H46V219H45ZM49 220H50V219H49ZM57 220H58V219H57ZM88 220H90V219H88ZM92 220H93V219H92ZM96 220H97V219H96ZM96 220L94 219L95 224L97 223ZM99 220H100V219H98V221H99ZM102 220H100V221L98 222V223H99L98 226H100V224L102 225V223H100ZM121 220H122V217H121ZM121 220H120V222H121ZM124 220H125V218H124ZM127 220H128V219H127ZM16 221H15V222H16ZM18 221H19V220H18ZM27 221H28V220H27ZM27 221H25V223H27ZM47 221H48V220H47ZM50 221H51V220H50ZM50 221H48V222H50ZM55 221H56V220H55ZM64 221H65V220H64ZM67 221H68V220H67ZM72 221H73V220H72ZM103 221H104V220H103ZM131 221H132V220L130 219V222H131ZM136 221L138 222V220H136ZM8 222H9V221H8ZM8 222H7V220H6L5 224H9ZM20 222H22V220H21ZM30 222H31V221H30ZM45 222H46V221H45ZM51 222H52V221H51ZM61 222H62V221H61ZM73 222H75V221H73ZM107 222H108V221H107ZM120 222H119V223H120ZM123 222H124V221H123ZM141 222H142V220H141ZM141 222H140V223H141ZM17 223H19V222H17ZM17 223H16V224H17ZM25 223H24V224H25ZM40 223H41V222H40ZM66 223H67V222H66ZM86 223H87V222H86ZM90 223H91V221H90ZM111 223H112V220H111ZM121 223H122V222H121ZM127 223H128V222H127ZM131 223H132V222H131ZM154 223H156V222H154ZM196 223H197V222H196ZM1 224H3V221L1 222ZM5 224H4V225H5ZM20 224H21V223H20ZM30 224H31V223H30ZM30 224H29V227H28L26 224H25V225L30 229V227L35 226V225L37 224V222H36V223H32L33 226H32V225L30 226ZM43 224H44V223H43ZM46 224H47V223H46ZM72 224H74V223H72ZM72 224H71V225H72ZM75 224H76V223H75ZM88 224H89V223H88ZM105 224H106V223H105ZM108 224L110 225V223H108ZM114 224H115V223H114ZM117 224H118V221H117ZM117 224H116V225H117ZM122 224H123V223H122ZM124 224H125V222H124ZM149 224H150V223H149ZM12 225H13V224H12ZM21 225H22V224H21ZM47 225H49V223H48ZM58 225H59V224H58ZM89 225H90V224H89ZM120 225H121V224H120ZM139 225H140V224H139ZM145 225H146V223H145ZM152 225H154V224H152ZM10 226H11V224H10ZM36 226H37V225H36ZM36 226H35V227H36ZM38 226H39V225H38ZM38 226H37V227H38ZM40 226H41V225H40ZM43 226H44V227H43V229H44L46 226H45V225H43ZM50 226H51V225H50ZM63 226H64V228H66V227H65L66 224L63 225ZM69 226H70V225H69ZM84 226H85V221H84L83 225H81V228L84 227ZM90 226H91V225H90ZM92 226L94 227V224H93ZM92 226L89 227V228H93ZM98 226H96V227H98ZM124 226H125V225H124ZM128 226H129V224H128ZM150 226H151V225H149V228H150ZM5 227H8L9 230L13 231V229H11V227H9V226H4V228H3L4 230L7 229V228L5 229ZM15 227H17V228H15ZM15 227H12V228H15V229L17 230V231H16V230L14 229V230H15V233L17 232L15 235L11 234L10 231H9V233L7 234L6 231H8V230H6L5 232L3 231V233L0 232V233H2V234H5V233H6V235H7V237H6V238H7V241H9V242H8V244H9L8 246H10V244L14 246V244H12V243H15V242H16L15 239H17V242H16L17 244L22 243V242H24V244H25V242H27V241H29V240H32L31 237H30L29 240H28V239H26V237L24 236V235H25V230H26L27 227H24L25 229H24L23 227L21 228L19 225L15 226ZM54 227H57V229L54 228V230H57V231H58V227H59V226H56V225H55ZM60 227H61V224H60ZM60 227H59V228H60ZM73 227H74V226H73ZM78 227H80V226H78ZM105 227H106V226H104V227L102 228V230L105 229ZM109 227H110V226H109ZM113 227H114V226H113ZM137 227H138V226H137ZM137 227H136V229H137ZM140 227H141V226H140ZM1 228H2V227H1ZM39 228H40V227H39ZM61 228H63V227H61ZM64 228H63L62 230H64ZM74 228H75V227H74ZM130 228H131V227H130ZM138 228H139V227H138ZM147 228H148V227H147ZM29 229H28V231H29ZM43 229H42V230H43ZM45 229H46V228H45ZM48 229H49V227L47 228V230H48ZM68 229H69V228H68ZM84 229H85V228H84ZM94 229H95V228H94ZM113 229H114V228H113ZM123 229H124V227H123ZM132 229H133V228H132ZM140 229H141V228H140ZM140 229H138V230H140ZM161 229H162V228H161ZM0 230H1V229H0ZM30 230H31V229H30ZM35 230H36V229H35ZM40 230H41V229H40ZM40 230H39V232H40ZM51 230H52V229H51ZM82 230H83V229H82ZM95 230H96V229H95ZM95 230H92V231H93L92 233L96 232ZM100 230H101V229H100ZM102 230H101V231H102ZM105 230H106V229H105ZM109 230H112V229H109ZM114 230H115V229H114ZM118 230H120V229L118 228ZM128 230H129V229H127V231H128ZM133 230H134V229H133ZM142 230H143V229H142ZM151 230H152V228H151ZM159 230H160V229H159ZM28 231L26 230V232H28ZM43 231H44V230H43ZM67 231H68V230H67ZM71 231H72V230H71ZM89 231H90V229H89ZM107 231H108V229H107ZM122 231H123V230H122ZM127 231H126V232H127ZM160 231H161V230H160ZM31 232H32V231H31ZM35 232H36V231H35ZM41 232H42V231H41ZM44 232H46V231H44ZM44 232H43V233H44ZM69 232H70V231H69ZM99 232H100V231H99ZM102 232L104 233V231H102ZM111 232H112V231H111ZM115 232H116V231H115ZM120 232H121V231H120ZM120 232H119V234H120ZM139 232H140V231H139ZM139 232H138V233H139ZM78 233H79V232H78ZM106 233H108V232H106ZM106 233H105V235H106ZM10 234H11V235H10ZM27 234L30 235L29 232L26 233V236H27ZM49 234H50V231H49ZM59 234H60V233H59ZM88 234H89L88 231H87V234L83 232V235H84V236H85V235L88 236ZM90 234H91V233H90ZM94 234H96V233H94ZM100 234H101V232H100ZM100 234H99V235H100ZM111 234H112V233H111ZM117 234H118V231H117ZM119 234H118V235H119ZM122 234H123V233H122ZM154 234H155V233H154ZM29 235H28L27 237H29ZM33 235H34V234H33ZM40 235H41V234H40ZM47 235H48V234H47ZM96 235H97V240L100 241L101 239H103V237H102V238L100 237V239H99V237H98L99 235H98V234H96ZM96 235H95V236H96ZM113 235H114V232H113ZM118 235H116V236L114 235V236L117 237ZM123 235H124V234H123ZM130 235H131V234H130ZM141 235H142V234H141ZM146 235H148V234L146 233ZM0 236H1V235H0ZM36 236H37V235H35L34 238H37V239H38V237H36ZM74 236H75V235H74ZM80 236H81V234H80L77 238H79ZM90 236H91V235H90ZM108 236H110L109 233H108ZM124 236H125V235H124ZM127 236H128V235H127ZM1 237H2V236H1ZM64 237H65V236H64ZM64 237H63V238H64ZM111 237H112V235H111L109 238H111ZM128 237H129V236H128ZM148 237H149V236H148ZM154 237H155V236H154ZM157 237H158V236H156V238H157ZM45 238H46V237H45ZM48 238H49V235H48ZM63 238H62V239H63ZM67 238H68V236H67ZM67 238H64V239H65L64 241L67 242V241H68V240H66ZM95 238H96V237H95ZM105 238H106V236H105ZM117 238H118V237H117ZM136 238H137V237H136ZM138 238H139V237H138ZM142 238H143V237H142ZM159 238H160V237H159ZM230 238H231V237H230ZM232 238H233V237H232ZM0 239H1V238H0ZM3 239H4V238L2 237V240H3ZM37 239H36V240H37ZM40 239H41V237L39 238V240H40ZM58 239H59V238H58ZM79 239H80V238H79ZM83 239H84V238H83ZM87 239H88V238H87ZM89 239H90V238H89ZM89 239H88V240H89ZM119 239H120V238H119ZM175 239H176V238H175ZM183 239H184V238H183ZM36 240H35L34 242H36ZM49 240H50V239H49ZM92 240H93V239H92ZM97 240H96V242H94V243L92 242V243H93V244L97 243ZM105 240L108 241V238L105 239ZM105 240H103V241H105ZM111 240H112V239H110V241H111ZM115 240H116V239H115ZM137 240H138V239H137ZM155 240H157V239H155ZM155 240H154V241H155ZM158 240H159V239H158ZM171 240H172V239H171ZM7 241H5V239H4V240L2 241V243H6V245H7ZM56 241H57V240H56ZM76 241H77V240H76ZM79 241H80V240H79ZM86 241H87V240H86ZM151 241H152V240H151ZM178 241H179V240H178ZM29 242H30V241H29ZM40 242H41V241H40ZM66 242H65V243L63 242V243H62V244H63V247H66V246H64V245L67 244ZM152 242H153V241H152ZM16 243H15V244H16ZM36 243H37V242H36ZM43 243H44V242H43ZM52 243H53V242H52ZM70 243H71V242H70ZM90 243H91V242H90ZM92 243H91V244H92ZM98 243H100V242H98ZM101 243H102V240H101ZM101 243H100V244H101ZM118 243H120V242H118ZM158 243H159V242H158ZM234 243H235V242H234ZM17 244L15 245V247H13V246H10V247H12V248H14V249H15V248L17 249V247H16V246H18ZM22 244H23V243H22ZM29 244H30V243H29ZM49 244H50V243H49ZM56 244H57V242H56ZM68 244H69V243H68ZM68 244H67V245H68ZM77 244H78V243H77ZM77 244H76V245H77ZM105 244H106V242H105ZM109 244H110V243H109ZM19 245H20V244H19ZM33 245H34V244H33ZM33 245H29V246H30V247H31V246L33 247ZM59 245H61V244L59 243ZM102 245H104V244H102ZM149 245H150V244H149ZM153 245H154V243H153ZM1 246H3V245H1ZM1 246H0V247H1ZM8 246H7V248H10V247H8ZM35 246H36V245H35ZM70 246H71V245H70ZM87 246H88V245H87ZM87 246H86V247H87ZM107 246H108V245H107ZM118 246H119V245H118ZM120 246H121V245H120ZM150 246H151V245H150ZM18 247H21V248H22L21 245L18 246ZM53 247H54V246H53ZM74 247H75V246H74ZM96 247H97V246H96ZM103 247H104V246H103ZM112 247H114V242H113V246H112ZM1 248H2V247H1ZM3 248H4V246H3ZM7 248H6V250H7ZM12 248H11V249H12ZM25 248H26V247H25ZM51 248H52V247H51ZM72 248H73V247H72ZM89 248H90V247H89ZM101 248H102V246H101ZM104 248L107 250L106 247H104ZM119 248H120V247H119ZM125 248H126V247H125ZM148 248H149V247H148ZM155 248H156V247H155ZM165 248H166V247H165ZM16 249H15V250H16ZM18 249L20 250V248H18ZM22 249H24V247H23ZM52 249H53V248H52ZM80 249H81V248H80ZM105 249H104V251H106ZM110 249H112V248H109V250H110ZM151 249H152V248H151ZM166 249H167V248H166ZM8 250H9V249H8ZM8 250H7V252H5V253H9V254H10V251L8 252ZM15 250H14V251H15ZM25 250H26V249H25ZM25 250H24V251H25ZM27 250H30V248L27 249ZM27 250H26V251H27ZM62 250H63V248H62ZM62 250H61V251H62ZM64 250H65V249H64ZM72 250H74V249H72ZM76 250H77V249H76ZM95 250H96V248H94V251H95ZM99 250H100V249H99ZM161 250H162V249H161ZM34 251H35V249H34ZM61 251H60V252H61ZM68 251H69V250H68ZM101 251H102V250H101ZM101 251H100V252H101ZM113 251H114V250H113ZM113 251H112V252H113ZM19 252H20V251H19ZM19 252H18V253H19ZM22 252H23V250H22ZM28 252H29V251H27L26 253L29 254ZM54 252H55V249H54ZM54 252H53V254H52V252H51V255H54ZM56 252H57V251H56ZM58 252H59V251H58ZM70 252H72V251H70ZM86 252H87V251H86ZM89 252H90V251H89ZM108 252H109V251H108ZM112 252H110V253H112ZM122 252H123V250H122ZM1 253H2V252H0V255H1ZM5 253H4V254H5ZM23 253H24V256H23V257H24V260H25V258H26V257H25V252H23ZM23 253H22V254H23ZM40 253H41V252H40ZM42 253H43V252H42ZM47 253H49V252H47ZM62 253H63V252H62ZM87 253H88V252H87ZM93 253H94V252H93ZM96 253H97V252H96ZM115 253H116V252H115ZM125 253H126V252H125ZM125 253H124V254H125ZM14 254H15V253H14ZM22 254L20 253V256H22ZM37 254H38V253H37ZM44 254H45V253H44ZM55 254H56V253H55ZM65 254H67L66 251H65ZM65 254H63V255H65ZM70 254H71V253H70ZM81 254H82V253H81ZM94 254H95V253H94ZM105 254H106V252H105ZM118 254H119V253H118ZM121 254H122V253H121ZM124 254H123V255H124ZM10 255H13V254L11 253ZM18 255H19V254H18ZM33 255H34V254H33ZM75 255H77V254H75ZM91 255H92V254H91ZM115 255H116V254H115ZM161 255H162V252H161ZM1 256H2V255H1ZM6 256H7V255H6ZM26 256H27V255H26ZM30 256H31V254H30ZM30 256H29V258H30ZM37 256H39V255H37ZM54 256H55V255H54ZM61 256H62V255H61ZM61 256H58V257H61ZM78 256H79V254H78ZM87 256H88V255H87ZM87 256H86V257H87ZM95 256H96V254H95ZM98 256H99V255H98ZM98 256H97V257H98ZM117 256H118V255H117ZM130 256H131V255H130ZM158 256H159V255H158ZM3 257H4V256H3ZM10 257H11V256H10ZM27 257H28V256H27ZM34 257H35V256H34ZM34 257H32V258H34ZM52 257H53V256H52ZM65 257H66V256H65ZM70 257H71V256H70ZM81 257H82V256H81ZM81 257H80V258H81ZM99 257H100V256H99ZM119 257L121 258V256H119ZM160 257H161V256H160ZM13 258H15V256H13ZM13 258H12V259L10 258V259L13 260ZM19 258H20V257H18V259H19ZM39 258H40V257H39ZM49 258H50V257H49ZM114 258H115V257H114ZM117 258H118V257H117ZM126 258H127V256H126ZM253 258H254V257H253ZM255 258H256V257H255ZM258 258H259V257H258ZM2 259H5V257L2 258ZM15 259H16V261H18L17 258H15ZM21 259H22V258H20V263L23 264V262H21ZM37 259H38V258H37ZM41 259H42V258H41ZM54 259H55V258H54ZM56 259H57V257H56ZM62 259H63V258H62ZM66 259H67V258H66ZM73 259H74V258H73ZM158 259H159V258H158ZM251 259H252V258H251ZM33 260H35V258H34ZM44 260H45V259H44ZM57 260H58V259H57ZM64 260H65V259H64ZM69 260H70V259H69ZM71 260H72V259H71ZM95 260H97V258H95ZM98 260H99V259H98ZM98 260H97V261H98ZM102 260H104V258H103ZM106 260H107V259H105V261H106ZM110 260H111V259H110ZM114 260H115V259H114ZM114 260H113V261H114ZM1 261H2V260H0V262H1ZM3 261H4V260H3ZM7 261H8V260H6V262H7ZM9 261H10V260H9ZM9 261H8V262H9ZM27 261H28V260H27ZM29 261H30V259H29ZM35 261L38 262V260H35ZM42 261H43V260H42ZM59 261H61V260L59 259ZM66 261H67V260H66ZM119 261H120V260H119ZM121 261H122V259H121ZM12 262H13V261H12ZM18 262H19V261H18ZM25 262H26V261H25ZM40 262H41V261H40ZM43 262H47V260H46V261H43ZM54 262H55V264L57 263L56 261H54ZM61 262H64V261L62 260ZM68 262H70V261H68ZM76 262H78V261H76ZM80 262H81V261H80ZM110 262H111V261H110ZM114 262H115V264L117 263V261H114ZM258 262H259V261H258ZM15 263H16V262H15ZM27 263H28V262H27ZM72 263H73V262H72ZM78 263H79V262H78ZM84 263H85V262H84ZM87 263H88V262H87ZM0 264H1V263H0ZM2 264H5V263H2ZM6 264H7V263H6ZM10 264H12V263L10 262ZM13 264H14V263H13ZM24 264H25V263H24ZM35 264H36V262H35ZM37 264H38V263H37ZM42 264H43V263H42ZM67 264H68V263H67ZM70 264H71V263H70ZM73 264H74V263H73ZM85 264H86V263H85ZM99 264H100V263H99ZM118 264H119V263H118Z\"/></svg>",
  "mask_w": 264,
  "mask_h": 264
}]
</instances>
